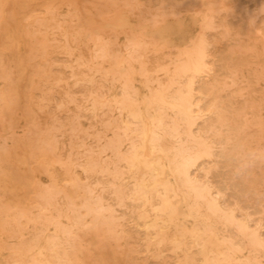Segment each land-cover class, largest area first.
I'll return each mask as SVG.
<instances>
[{"label": "bare ground", "instance_id": "bare-ground-1", "mask_svg": "<svg viewBox=\"0 0 264 264\" xmlns=\"http://www.w3.org/2000/svg\"><path fill=\"white\" fill-rule=\"evenodd\" d=\"M3 0H0V5L2 4L1 2H2ZM7 1V0H6ZM5 1V2H6ZM13 2H11V1H7V2H10L11 4H13L14 5V3L16 2H14V0H12ZM26 1V0H25ZM33 0H30V4H31V2H32ZM45 2L47 1L48 2V0H44ZM59 1V0H58ZM57 1V2H58ZM74 1H76V0H61V3L60 4H62V3H64V4H70V6L72 5L71 4V2H73V3H75ZM77 1H79V0H77ZM76 1V2H77ZM119 1V0H118ZM145 1V0H144ZM160 1V0H159ZM175 1V0H174ZM223 0H179V1H175V2H173V3H171V4H169V5H167V4H162V6H160V4H159V6H160V9H156V10H149V8L147 9V8H143V7H141L139 4H138V2H137V0H124L123 1V4H116V1H113V2H110L111 3V8H108V10H105V9H103L102 7L100 8V6L98 5V6H93V7H91V5H88V6H90L91 8H89V11H84L83 12V14L82 15H80L78 12L79 11H75L74 13H71L70 14V16H69V18H70V22H73V19L75 18V20H76V18H77V20H80V23L78 22L77 24H79L78 25V28H76V26H75V28L77 29H75V32L73 33V34H71V32L69 31V29H71V27L68 29V27L67 26H65V24H63V22L66 20L65 18V20L64 21H62L61 23L60 22H58L57 20H55V21H57V22H55V23H53V24H55V26L57 27V29H58V35L60 34L62 37H63V40H62V42L59 44V42L61 41V40H59V42L57 43V44H53V42H52V46H50V44L49 45H47L46 44V42H44V40L48 37L47 35V37L44 39V40H42V38H40V40L38 39V41L40 42V41H43L45 44H46V46H50V47H52L53 48V51L55 50V51H57V52H62V53H64L65 55H67V57H68V59H66V60H68V65H66V69L68 68L69 69V76H68V78L69 79H67L66 81H65V78H61L63 81H65L66 82V88H64V90L62 89V87L60 88V89H62V90H58V91H62L61 92V98H62V100H60L62 103H61V105L63 104V102H65V104H66V102H70V103H72V105H73V107L75 106V108H76V112H75V114H83L81 117H85L84 115H86V117L87 116H91V117H93L97 112H99L100 110L99 109H105V110H107L108 109V107H109V109L111 108V109H113L114 111H115V116H114V118H113V120L111 121H109V122H107V124L105 125V120H104V124L102 125L103 126V128H105L103 131L100 129V131L101 132H98V135L99 136H97L96 134H97V132L95 133V137H98V139L101 137V138H103V143H102V145H100V147L98 148V149H96V147L94 148V149H96V150H91V149H89L87 152L86 151H84L85 153L83 154H81V155H84L83 156V163H84V166H85V168L87 169L88 168V170L91 172V171H95V170H100L101 171V169L102 170H105V171H107V168H108V164L109 163H113L112 162V160L113 159H110V158H107V157H105V156H103V154L105 153V151L106 150H109L110 151V153H112L111 155H114L115 157L114 158H116V159H121V160H123L124 161V163H125V171L123 170V172H120V171H122V169H119L120 171L119 172H114V173H111V175L113 174V180L112 181H109L110 183L108 184V186L111 188V192L115 195L114 197H116V202H117V200L118 201H121V202H119V203H122V198H123V196H124V194L126 195L127 194V196H129V198H131V199H133V200H136L137 201V205H136V217L138 218V219H140L141 220V222H142V225L144 226V228H145V234H143L142 236H145V237H143V238H145L144 239V249L149 253V255H148V253H147V255L148 256H153V259L155 260V258H156V256H158V257H160V256H162L161 254H164V253H162L164 250L165 251H169V252H172V255L173 256H170V258H174L173 259V263L172 264H241V263H237V261H238V257H239V251H240V244H237L238 242L240 243V241L242 240L241 239V237L239 238V236H236V234H235V236L237 237V238H239L240 239V241H238V242H236V240H234V239H231L232 237H230V238H228V237H223V236H220V234H219V232L217 233V228H216V223L217 222H219V224H221L220 222H222V224L220 225V226H222L223 225V223L225 222V225H226V223H228V224H230V225H232L233 227H234V229H236L237 230V232H239V233H241L242 235H244V236H246V237H248V239H250L251 241H254V242H259V238L258 237H260L261 239H262V237L259 235H257L256 233L257 232H260L259 230L256 232V230L255 229H253L252 228V224H250V220H249V215L252 217V214H247L248 215V217L246 216V215H242L243 214V211H244V207H243V204H244V202H241L242 201V199H240L241 201H239V204L240 203H243L242 204V207L239 205V204H236V206L237 205H239L240 207H241V209H243V211H242V217L241 218H236V214H235V212H234V209L233 210H231V211H228L227 209V211L221 206V204L223 203V201H222V203H220L221 202V199H222V197H221V199H219V192H218V194L217 195H215L216 196V198H217V196H218V199L220 200V202L215 198V196L213 197L212 196V190L213 189H215V187L214 188H210V186H211V184H210V186H209V183L211 182H209L208 183V181L207 182H200L199 180V182L196 180V179H194V178H196L198 175H196V177H192L191 176V169L193 168V167H195V166H197L196 164H197V161H199V158H201L202 156H203V158H204V155L205 156H211V153L213 152V151H215L214 150V148H212V150H211V144H210V142H208V141H210V139L212 140V138H210L208 141L207 140H205V139H207L208 138V136L206 135V137L207 138H205V136H203V135H199V134H197V133H194L193 134V132H192V128H190V125H191V122H192V120H195V118H196V120H198L199 118H198V116H201L202 115V117H204L205 115L204 114H207V115H209V116H211V118H212V116H213V114L215 115V114H217V112H216V109H218V110H220V109H222V111L223 110H227L228 109V111L230 112V110H229V108H230V105H229V107L227 108V109H223V107L225 106H228V105H226L225 104V102L223 103L222 102V100L220 101V100H218L217 98H216V96L215 95H218L219 94V96H220V94H222V93H218L219 91H218V89L220 90L221 88H218L217 90L215 89V88H213V89H215V92L216 91H218L217 92V94H215V92H214V94H211L212 92H210V90L206 93L208 96L207 97H213L212 95H214V97H215V99L213 100H211V99H208V100H210V102H209V104H208V102L206 103V104H208V107L206 106L205 107V105L206 104H204L206 101H207V97L205 98V99H202L203 97H205V95H202L203 97L201 98V96H199L198 98L196 97V96H194L195 95V93H194V95H193V77L195 76V75H197V74H199V73H202V75L204 74L203 72H201V71H203V70H205V72L208 70V69H210V63H209V65H208V60H207V56L208 55H210L209 54V48H210V46H209V42H212V45L211 46H213L214 44H215V42H216V40L218 41V43H221L222 42V40H221V38H220V42H219V39L218 38H216L214 41L215 42H213V41H210L209 40V38L208 37H215L214 35H213V32L214 31H212L211 29H215L216 27L214 26V25H216L217 26V24H215V22L217 23V21H215V20H218V19H216L215 17L218 15L217 14V12L219 11V4H220V2H222ZM234 1V0H233ZM240 0H237V2H239ZM254 1V0H253ZM255 1H257V0H255ZM259 2H258V8H257V11H255V10H249V9H247V7H246V10L244 11L245 13H244V16L247 18V22L248 21H253V19H254V17H255V15L257 14V13H259L260 11H262L263 10V8H264V0H258ZM5 3V4H8V3ZM19 2V1H18ZM21 2V1H20ZM22 2H24L23 0H22ZM34 2H35V0H34ZM40 2H42V1H40ZM46 2V3H47ZM52 2V1H51ZM79 2H81V3H83V0H81V1H79ZM95 2V1H94ZM108 2H109V0H108ZM158 2V1H157ZM224 3L226 2L225 0L223 1ZM229 2H231L232 3V1H228L227 3H228V5H229ZM236 2V3H237ZM241 2V1H240ZM9 3V4H10ZM27 3V4H26ZM37 3H39V1L38 2H36V5H37ZM45 3V4H46ZM48 3H50V1L48 2ZM48 3H47V5H48ZM78 3V2H77ZM107 3V2H106ZM105 3V4H106ZM110 3H109V5H110ZM164 3H165V1H164ZM227 3H225V4H227ZM8 4V5H9ZM10 4V5H11ZM23 4H25L24 6V8H28V7H26V5H28L29 3H28V1L27 2H25V3H23ZM53 5H54V1H53V3H52ZM63 4V5H64ZM233 4H235V3H233ZM241 4V3H240ZM249 4V3H248ZM8 5H7V7H8ZM13 5H12V7H13ZM15 5H16V3H15ZM33 5V4H32ZM34 5H35V3H34ZM41 5H44V3H42ZM56 5V4H55ZM58 5H59V2H58ZM108 5V4H107ZM227 5V8H229L230 9V6L231 5H229L228 6ZM246 5V4H245ZM18 6H19V4H18ZM40 6V5H39ZM77 6V5H76ZM81 6V5H80ZM105 6V5H104ZM143 6V5H142ZM247 6V5H246ZM42 7V6H41ZM46 7V6H45ZM52 7L53 6H51V8L50 7H46V8H44V7H42V8H44L45 10H47L48 12L50 11V12H52V11H54V10H52ZM66 7H68L67 5H66ZM78 7H79V4H78ZM108 6H106V8H107ZM155 7V6H154ZM157 7V6H156ZM223 7V6H222ZM238 7H239V5H238ZM237 7V8H238ZM6 8V7H5ZM19 8L20 9H22V11H23V13H24V15H25V13H27L28 12V10H24V8H22V5H21V7L19 6ZM36 8V7H35ZM40 8V7H39ZM71 8V7H70ZM80 8V7H79ZM158 8V7H157ZM236 8V9H237ZM7 9H10V7H8ZM6 9V10H7ZM11 9H13V8H11ZM15 9H16V6H15ZM38 9V8H37ZM77 9V8H76ZM75 9V10H76ZM81 9V8H80ZM222 9V8H221ZM225 9V8H224ZM235 9V10H236ZM5 10V11H6ZM18 10V9H17ZM30 10V13L32 12L31 11V9H29ZM42 10V9H41ZM41 10H39V12H41ZM82 10V9H81ZM231 10V9H230ZM234 9L232 10V11H235ZM238 10H239V8H238ZM237 10V11H238ZM8 11H10V10H8ZM24 11H26V12H24ZM36 10L34 9V12H35ZM58 11V10H57ZM223 11V10H222ZM231 11V12H232ZM7 12V11H6ZM6 12L4 13V14H6ZM11 12V11H10ZM9 12V13H10ZM13 12V11H12ZM34 12H32V13H34ZM65 12H67V11H65ZM220 12H221V10H220ZM219 12V13H220ZM230 11L228 12V14L229 13H231ZM1 13V12H0ZM15 13V12H14ZM13 13V14H14ZM17 13H19V14H23V13H21V11H17ZM31 13V17H33L34 16V14H32ZM37 13H38V10H37ZM45 13V12H44ZM222 13H225L224 11L222 12ZM222 13H220V15L222 14ZM235 13V15L234 14H232V15H234V17L236 16V12H234ZM238 13V12H237ZM11 14V13H10ZM16 14V13H15ZM29 14V13H28ZM27 14V15H28ZM39 14V13H38ZM58 13H54V12H52L51 13V16L50 17H53V19H54V17L57 15ZM60 14H63V13H60ZM226 14H227V11H226ZM225 14V15H226ZM238 14H242V12L241 13H238ZM237 14V15H238ZM3 15V14H2ZM67 15V17H68V13L66 14ZM66 15H61L62 17H65ZM219 15V16H220ZM224 15V14H223ZM224 15V16H225ZM10 16H12V15H10ZM14 16H18L17 14L16 15H14ZM28 16H30V15H28ZM37 15H35L34 17H36ZM40 16H42V15H40ZM61 16H59V17H61ZM239 16V15H238ZM243 16V15H242ZM243 16V17H244ZM263 16V15H262ZM3 17H5L4 15H3ZM6 17H7V15H6ZM5 17V18H6ZM15 17V18H16ZM22 17V16H21ZM31 17H30V19H31ZM47 17H49V16H47ZM46 17V18H47ZM218 17V16H217ZM221 17V16H220ZM225 17H227V16H225ZM240 17V16H239ZM257 17V16H256ZM260 17V16H259ZM5 18H3V19H5ZM9 18V17H8ZM8 18H7V20L5 19V21L7 22V24H6V26H4L5 24H2V25H0V40L3 42V41H5L4 39H6V43L7 44H13V42L16 40V39H18L19 38V35L16 33V31L19 29H16L15 30V32H13V30L11 29L10 30V28H11V26H13V22L10 24V20H8ZM18 19H19V17H17ZM24 18V19H23ZM23 18H21V19H23V20H21V21H25V17H23ZM29 18V17H28ZM46 18H43V19H40V18H37L36 19V22L35 23H38L37 25H39V26H43L44 28H48V26H51V25H49L48 23H47V20H53V19H50V18H48L47 20H46ZM57 18V17H56ZM214 18H215V20H214ZM223 18V17H222ZM228 18V17H227ZM232 18V17H231ZM241 18V17H240ZM258 18V17H257ZM261 18V17H260ZM13 19V18H12ZM35 19V18H34ZM221 19V18H220ZM237 19V18H236ZM263 21H264V19L263 18H261ZM14 20V19H13ZM27 20V19H26ZM74 20V22H76ZM187 20L188 21H190V24H191V26H193V30L191 31V32H188V33H177V30H184V28L186 27V23H187ZM222 20V19H221ZM233 20V19H232ZM238 20H239V18H238ZM243 20V18H241V21ZM258 21H260L259 19H257ZM261 20V21H262ZM20 21V22H21ZM33 21H35V20H33ZM54 21V20H53ZM61 21V20H60ZM244 21V20H243ZM246 21H244V22H246ZM260 21V22H261ZM2 22H3V20H2ZM20 22H18V23H20ZM66 22V21H65ZM232 22V21H231ZM234 22L235 21H233V24H234ZM238 21L236 20V22H235V26H236V24H238L237 23ZM246 22V23H247ZM255 22V21H254ZM15 23V22H14ZM24 23H26V21L24 22ZM35 23H33V24H35ZM219 24H220V22H218ZM245 23V24H246ZM75 24V23H74ZM227 24V23H226ZM239 24H240V26H241V23L239 22ZM242 24H243V22H242ZM244 24V26L243 27H245L246 25ZM259 24H262L261 25V27L260 28H262V26H263V23H259ZM28 25L30 26V24L28 23ZM76 25V24H75ZM221 25L222 24H220V27H221ZM3 26V27H2ZM17 27H18V25H16ZM27 26V25H26ZM213 26L215 27V28H213ZM224 26V25H223ZM222 26V27H223ZM232 26V25H231ZM248 26H250V23H249V25ZM28 27V26H27ZM31 27H32V23H31ZM212 27V28H211ZM219 27V25L217 26V29H219L220 28ZM222 27H221V29H222ZM227 27V26H226ZM229 27V26H228ZM21 28V27H20ZM24 27H22V29H23ZM50 28H52L53 29V27H50ZM55 28V27H54ZM208 28H210V30H211V32H212V35L213 36H211V33H209L208 35H207V30H208ZM250 28V27H249ZM249 28H246V29H248V31L251 33V31L249 30ZM14 29V28H13ZM21 29V30H22ZM49 29V28H48ZM56 29V28H55ZM226 29V28H225ZM234 29V28H233ZM238 30V29H240V28H235V30ZM254 29V28H253ZM258 29V28H257ZM263 29V28H262ZM27 30H30V29H27L26 28V34H28V35H30L29 33L32 31V30H30V32L29 33H27L28 31ZM220 30V29H219ZM218 30V31H219ZM230 30H232L231 29V27H230ZM230 30H229V32H230ZM38 31V30H37ZM44 30L42 29V32H43ZM209 31V30H208ZM226 31V30H225ZM225 31H223V32H225ZM233 31V30H232ZM240 31V30H239ZM242 31V33H243V30H241ZM247 31V30H246ZM247 31V32H248ZM253 31V30H252ZM3 32H4V34H3ZM32 32H34V31H32ZM36 32V31H35ZM47 32H48V30H47ZM54 32V31H53ZM72 32H73V29H72ZM210 32V31H209ZM216 32H217V30H216ZM215 32V33H216ZM227 32H228V28H227ZM234 33H236L235 31H233ZM254 32H255V29H254ZM19 33V32H18ZM43 33H46V32H43ZM42 33V35L44 36L45 34H43ZM250 33L249 34H247V35H250ZM261 32H259V34H260ZM50 34H54V33H50ZM49 34V35H50ZM223 34V33H222ZM222 34H220V36H222ZM225 34H226V32H225ZM229 34V33H228ZM239 34V33H238ZM244 34H245V32H244ZM253 34V33H252ZM256 34V33H255ZM37 35V36H36ZM35 36H36V38L38 37L39 38V36H41V37H43L41 34L38 36V34H36ZM234 35V34H233ZM236 35H237V33H236ZM241 35H243V34H241ZM240 35V36H241ZM30 36H32V35H30ZM30 36H28V39L30 38ZM34 36V37H35ZM219 36V35H218ZM224 34H223V39H225L224 38ZM251 37H252V35H250ZM255 36V35H254ZM45 37V36H44ZM43 37V38H44ZM226 37V36H225ZM238 37H239V35H238ZM244 37V36H243ZM250 37V38H251ZM257 37H260V35L259 36H256L255 37V40H256V38ZM23 39H24V37H22ZM50 38H52V41L54 40L53 39V37H52V35H51V37ZM56 38V37H55ZM229 38V40H230V38L231 37H228ZM233 38V37H232ZM235 38H237V36L235 37ZM245 38V37H244ZM247 38H249V37H247ZM254 38V37H253ZM260 38H262V37H260ZM31 39V38H30ZM29 39V40H30ZM49 39V38H48ZM238 39V41H239V38H237ZM242 39V38H241ZM246 39V38H245ZM245 39H243V43H244V40ZM212 40V39H211ZM227 40V39H226ZM262 40V39H261ZM47 41V40H46ZM58 41V40H57ZM56 41V42H57ZM235 41V44H236V40H234ZM263 41V40H262ZM4 42V43H5ZM19 42H21V41H19ZM32 42H35V41H32ZM224 42H225V40H224ZM228 42V41H227ZM230 43H231V41H229ZM228 42V44H230ZM246 42H247V39H246ZM245 42V43H246ZM248 42H251V40H249ZM247 42V43H248ZM254 43H255V41H253ZM260 42V41H259ZM26 43V42H25ZM42 43V42H41ZM214 43V44H213ZM242 43V45H244ZM39 44V43H38ZM45 44H42V45H44V47H45ZM226 45H227V43H225ZM232 44H233V42H232ZM237 44L239 45V42H237ZM6 45V44H5ZM14 45V44H13ZM40 45V44H39ZM216 45H217V43H216ZM253 44L251 43V46H252ZM256 44H254V46H255ZM259 45H261V44H259ZM2 46V45H1ZM18 46V45H17ZM29 46V45H28ZM31 46V45H30ZM85 46H87L86 48H89V52H88V55H84L85 53H87L86 51H85V53H83L82 52V49L83 48H85ZM215 46V45H214ZM211 47L210 49H212V48H215V47ZM223 46V45H222ZM233 46H235V45H233ZM237 46V45H236ZM2 47H4V45L2 46ZM12 47H14L15 48V46H12ZM24 47V46H23ZM37 46H35L34 48H36ZM40 47H41V45H40ZM44 47H41V48H36V50L37 49H42V50H37V51H43V49H45ZM49 47V49H48V52H50L51 50V48ZM238 47V46H237ZM247 47V44H246V46H245V48ZM250 47V46H249ZM5 48V47H4ZM4 48H1L2 50L4 49ZM6 48H7V46H6ZM30 48V47H29ZM29 48H28V50H29ZM34 48H33V50H34ZM224 48V47H223ZM243 48V47H242ZM241 48V49H242ZM252 48H254L253 46H252ZM252 48H250V49H252ZM256 48H258L257 46H256ZM18 48L16 47V50H17ZM22 49V48H21ZM31 49H32V47H31ZM216 49V48H215ZM219 49V48H218ZM221 49V48H220ZM227 49H229L228 47H227ZM240 49V48H239ZM240 49V50H241ZM248 49V48H247ZM246 49V50H247ZM249 49V50H250ZM10 50V49H9ZM8 50V51H9ZM50 50V51H49ZM86 50H88V49H86ZM225 50V49H224ZM245 49H244V51H246ZM248 50V51H249ZM253 50V49H252ZM255 50V49H254ZM257 50V49H256ZM4 51H6L7 52V50L6 49H4ZM45 51H46V49L44 50V53H45ZM53 51H51V52H53ZM229 51H230V49H229ZM232 51V50H231ZM260 51V50H259ZM262 51L263 50H261V53H262ZM6 52L4 53V54H6ZM17 52V51H16ZM21 52L22 51H20L19 53H20V55H21ZM40 52V53H41ZM154 52H156L157 54H152V53H154ZM225 52V51H224ZM227 52V51H226ZM247 52V51H246ZM31 53V52H30ZM38 53V52H37ZM37 53H34V54H37ZM39 53V54H40ZM212 53V52H211ZM217 53V52H216ZM229 53V52H228ZM238 53V52H237ZM245 53V52H244ZM248 53V52H247ZM258 53H260V52H258ZM260 53V54H261ZM4 54H0V55H4ZM10 54V53H9ZM25 54V53H24ZM31 54H33V52L31 53ZM37 55V58L38 57H40V55ZM46 54V53H45ZM58 54V53H57ZM152 54V55H151ZM239 54V53H238ZM241 54V53H240ZM253 54H255V52L253 53ZM51 55V54H50ZM53 55V54H52ZM58 55H60V54H58ZM167 55H169V56H172V58H171V61L173 60V58H174V60L176 61H174L175 62V64H174V68L173 69H170V70H172V72H171V74H168V79H167V81L165 82V81H160V79L157 77V75H156V72L158 71V70H161V71H163V70H165L166 68H164L163 70H162V68L165 66V65H163V67H162V65H160L161 64V62L158 60V56H164V57H166ZM215 55V54H214ZM213 55V56H214ZM242 55V54H241ZM248 55V57L251 55V54H247ZM262 55V54H261ZM261 55H259L258 54V56H261ZM4 56H6V57H8L9 58V56L6 54V55H4ZM12 55L10 54V57H11ZM18 56H19V54H18ZM27 55H25V57H26ZM28 56H29V54H28ZM36 56V55H35ZM44 56V55H43ZM46 56H47V54H46ZM210 56H212V54L210 55ZM243 56V55H242ZM246 56V55H245ZM252 57H256L255 55H251ZM250 56V57H251ZM31 57V56H30ZM163 57V58H164ZM239 57V56H238ZM248 57H246V59L248 58ZM15 58V57H14ZM14 58H13V60H14ZM27 58V57H26ZM36 58V57H35ZM45 58V57H44ZM44 58H42V60H45ZM47 58V57H46ZM51 58V57H50ZM50 58H48L47 60L49 61L50 60ZM60 58V57H59ZM62 58H63V55H62ZM242 58V57H241ZM261 58V57H260ZM259 58V59H260ZM10 59V58H9ZM8 59V60H9ZM24 58H15V63H16V66H17V68H18V70H20V69H22V67L23 66H25V64H26V61H25V63L24 64H22L23 63V60ZM28 59V58H27ZM39 59H41V58H39ZM170 59V58H169ZM243 59H245V58H242L241 60H243ZM259 59H258V61H259ZM2 60V59H1ZM11 60V59H10ZM33 60H36V59H33ZM62 60V59H61ZM64 60H65V58H64ZM63 60V61H64ZM254 60H255V58H254ZM254 60H250V61H252V62H254ZM63 61H62V63H63ZM167 63H165V64H167L166 65V67L168 66V65H170V64H168V56H167ZM238 61V60H237ZM237 61H235L236 63L235 64H240V65H238V66H240V67H242L243 65H242V63H237ZM247 61V60H246ZM255 61H257V57H256V60ZM11 62V61H10ZM33 62V61H32ZM45 62V61H44ZM213 62V61H212ZM211 62V63H212ZM215 62V61H214ZM220 62H222V60L220 61ZM239 62H241V61H239ZM243 62V61H242ZM244 62H245V60H244ZM243 62V63H244ZM248 62H249V60H248ZM248 62H246V63H248ZM251 62V63H252ZM2 63H3V61H2ZM29 63V62H28ZM59 63H61V62H59ZM251 63H249L250 65H251ZM258 63V62H257ZM256 63V64H257ZM41 65H42V63H40ZM55 64V63H54ZM57 64V63H56ZM66 64H67V62H66ZM245 64V63H244ZM248 64V65H249ZM6 65V64H5ZM9 65V64H8ZM39 65V64H38ZM47 65V64H46ZM65 65V64H64ZM242 65V66H241ZM252 65H255V64H253L252 63ZM252 65H251V67H252ZM260 65H261V60H260ZM260 65H258V66H260ZM29 66H31L30 65V63H29V65H28V67ZM40 66V65H39ZM39 66H37V67H39ZM67 66H69V67H67ZM233 66V65H232ZM231 66V67H232ZM246 66H247V64H246ZM258 66L256 67V68H254V66H253V70H257V68H258ZM263 66H264V64H263ZM34 67V66H33ZM33 67H31V69L33 68ZM41 67H43V66H41ZM212 67L214 68V66L212 65ZM211 67V68H212ZM223 67V66H222ZM225 67V66H224ZM230 67V68H231ZM236 67H237V65H236ZM240 67H239V69H240ZM262 67V65L259 67V69ZM4 68V67H3ZM9 68V67H8ZM12 68V67H11ZM48 68H50V64H49V67ZM60 68V67H59ZM212 68V71H210V76L212 75L213 77L214 76H216V75H214L213 74V69ZM227 68V67H226ZM229 68V67H228ZM234 68H235V65H234ZM247 68V67H246ZM263 68V67H262ZM14 69H15V67H14ZM24 69H25V67H23V71H24ZM26 69H27V66H26ZM34 69V68H33ZM39 69H41L40 67H39ZM53 69V68H52ZM239 69H237V70H239ZM35 70H36V68H35ZM35 70H32V71H34L35 73H39V76H41V75H43V77H44V75L47 73V71H49V69H47V70H45V67H44V70H42L43 72H39V71H35ZM51 70V69H50ZM54 70H56V69H54ZM59 70H61V68L59 69ZM59 70H56L57 72L56 73H60V71ZM170 70H169V73H170ZM221 70V69H220ZM220 70H219V73H220ZM232 70H236V69H233V67H232ZM240 70H242V69H240ZM245 70V69H244ZM262 70H264V69H262ZM16 71H17V69H16ZM59 71V72H58ZM62 71V70H61ZM66 71V70H65ZM64 71V72H65ZM223 71V70H222ZM248 71V70H247ZM51 72H52V70H51ZM159 72V71H158ZM164 72V71H163ZM211 72H212V74H211ZM218 72V71H217ZM227 72V71H226ZM229 72V71H228ZM234 72V71H233ZM242 72V71H241ZM246 72V71H245ZM259 72H260V70H259ZM16 73V72H15ZM14 73V74H15ZM18 73H20V72H18ZM17 73V74H18ZM167 73H168V71H167ZM166 73V74H167ZM249 73V72H248ZM253 73V72H252ZM258 73V72H257ZM262 72H260V73H258V76L260 77V76H263V75H260ZM263 73H264V71H263ZM61 74V73H60ZM65 74V73H64ZM205 74H207L208 75V77H209V74H208V72L207 73H205ZM204 74V75H205ZM235 74H238L236 71H235ZM254 74V73H253ZM0 75L1 76H4V75H6V73L4 72V70H1L0 69ZM22 75H24L23 73H22ZM21 75V76H22ZM36 75V74H35ZM52 75V74H51ZM50 75V76H51ZM54 75V74H53ZM59 75V74H58ZM62 75L63 74H61V77H62ZM227 75V74H226ZM233 75H234V73H233ZM233 75H232V77H233ZM247 75V76H246ZM246 77H249L250 76V74H249V76H248V74L246 73ZM19 76V75H18ZM65 76V75H64ZM63 76V77H64ZM67 76V75H66ZM164 76H165V73H164ZM212 76H211V78H212ZM224 76V75H223ZM222 76V77H223ZM235 76H240L239 74L238 75H235ZM257 76V75H256ZM11 77V76H10ZM56 77H58V76H56ZM160 77V76H159ZM163 77V76H162ZM183 77H186V78H183ZM227 76H224V78H226ZM230 75H229V80H231V82L230 83H232V81H235V79H237V78H240L239 79V81L243 84V82H242V80H241V77H235V79H233V78H231L230 79ZM244 77V76H243ZM242 77V78H243ZM18 78V77H17ZM35 78V77H34ZM39 78V77H38ZM38 78H35V79H38ZM41 78V77H40ZM51 79H53V77H50ZM182 78L183 79H185L186 80V86H183V87H185V89H180V87L179 86H181V85H179V84H181V82L182 81H185V80H182ZM195 78V77H194ZM203 79L205 78V77H202ZM218 78H219V76H218ZM217 78V79H218ZM221 78V77H220ZM43 79H45V78H43ZM49 79V78H48ZM56 80L58 79V78H55ZM54 79V80H55ZM213 79H215V78H212V79H210V80H213ZM245 79V78H244ZM260 79V78H259ZM262 79H264V77L262 78ZM17 80H19V78L17 79ZM38 80H40V79H38ZM45 80H47V78L45 79ZM53 80V83L55 82ZM58 80H60V78L58 79ZM57 80V81H58ZM201 79H200V76H199V81H200ZM205 80V79H204ZM207 78H206V83H208L207 82ZM216 80V79H215ZM215 80H213V81H211V82H213L214 83V81ZM2 81V80H1ZM12 81V80H11ZM11 81H9L8 83L9 84H11V85H13V86H11V85H9L10 87H14V85L15 84H12L11 83ZM14 81V80H13ZM16 81V80H15ZM25 81V80H24ZM29 81V80H28ZM44 81V80H43ZM48 81V80H47ZM56 81V82H57ZM61 81V80H60ZM102 81H104V83H102ZM209 81V80H208ZM222 81V80H221ZM237 81H238V79H237ZM237 81H235V82H237ZM243 81H245L246 82V79L245 80H243ZM248 81H249V78H248ZM259 81H262L261 79L259 80ZM6 82H7V80H6ZM46 82V81H45ZM44 82V83H45ZM52 82V81H51ZM55 82V83H56ZM197 82V81H196ZM216 82L217 83H219V85H220V82H218L217 80H216ZM224 82V81H223ZM235 82H233L234 83V85H235ZM244 82V83H245ZM251 82V81H250ZM2 83H3V81H2ZM42 83V82H41ZM47 83H49V82H47ZM60 83V82H59ZM195 83V82H194ZM205 83V82H204ZM222 83V82H221ZM232 83V84H233ZM241 83H240V85H241ZM256 84L258 83V81H256L255 82ZM262 83V82H261ZM62 84V83H61ZM174 84H176L177 85V87H175L173 90H171V87L174 85ZM183 84V83H182ZM196 84V83H195ZM223 84V83H222ZM246 84L248 85V84H250V83H247L246 82ZM252 84V83H251ZM256 84H252V86H255ZM20 85V84H19ZM53 85V84H52ZM179 85V86H178ZM183 85H185V84H183ZM207 85V84H206ZM210 85V84H209ZM212 85V84H211ZM216 85V84H215ZM214 85V86H215ZM223 85H225V84H223ZM223 85L221 86L220 85V87H222L223 88ZM238 84L236 83V87H238L237 86ZM246 85V86H247ZM262 85H263V83H262ZM1 86V85H0ZM6 86H8V85H6ZM18 86V85H17ZM22 86V85H21ZM20 86V87H21ZM54 86V85H53ZM77 86H83V87H85V88H87L86 89V92L83 94L82 92V97L80 98V99H78L77 97H78V95H76L74 92H76V90L77 89H79V87L78 88H76L75 89V87H77ZM217 86V85H216ZM227 86V85H226ZM233 86V85H232ZM245 86V85H244ZM249 86V85H248ZM247 86V87H248ZM258 86V85H257ZM24 87V86H23ZM34 87V86H33ZM51 87V86H50ZM103 87H105L104 89H103ZM205 88L207 87H209V86H204ZM211 88L213 87V86H210ZM209 87V88H210ZM219 87V86H218ZM228 87V89L231 87V86H227ZM235 86H233L232 87V89L234 88ZM236 87H235V90H233L235 93L237 92L236 91ZM246 87V90H248V88ZM259 87V86H258ZM261 87H263V86H261ZM4 88H6V87H4ZM3 88V90H5ZM9 88V87H8ZM16 88V87H15ZM54 88V87H53ZM58 88V87H57ZM56 88V89H57ZM84 88V89H85ZM195 88V87H194ZM206 88V89H207ZM224 88L227 90V88L224 86ZM223 88V89H224ZM242 88V90L244 89L243 87H241ZM253 88H256V87H253ZM264 88V87H263ZM263 88L261 89V88H259V89H261V90H263ZM231 88H230V91H226V90H224L225 92L223 93V94H225L226 92H229L230 94H231V90H232ZM250 89H252L251 88V85H250ZM3 90H1L0 89V91H3ZM8 90V89H7ZM11 90V89H10ZM18 90V89H17ZM34 90V89H33ZM53 90V89H52ZM212 90V89H211ZM222 90V89H221ZM237 90H238V88H237ZM254 90V89H253ZM259 93L261 92V91H259L258 89H256ZM24 91V90H23ZM45 91V90H44ZM48 91H49V89H48ZM239 91H241L240 90V87H239ZM255 91V90H254ZM264 91V90H263ZM263 91H262V95L264 94L263 93ZM18 92H19V90H18ZM39 92H42V91H39ZM47 92V91H46ZM51 92V91H50ZM195 92H197V91H195ZM210 92V94H211V96H209V93ZM221 92H223V91H221ZM234 92H232V94L234 93ZM245 92H248V91H244V93ZM249 92H250V90H249ZM248 92V93H249ZM253 92V91H252ZM251 92V93H252ZM257 92V93H258ZM12 93H14V95H15V97L17 96V91H16V89H14V90H12ZM21 93V92H20ZM31 92H29V93H27L28 94V96H30L31 94H30ZM33 93V92H32ZM76 93H80V92H76ZM200 93V92H199ZM198 93V94H199ZM235 93H234V96H236L235 95ZM239 94H240V92H238ZM253 93H256V92H253ZM251 94V95H253L254 96V94ZM25 94V93H24ZM49 94V93H48ZM55 94V93H54ZM58 94V93H57ZM75 94V95H74ZM237 94V93H236ZM200 95V94H199ZM229 95V94H228ZM238 95V94H237ZM241 95V94H240ZM246 96H249V98H250V95H247V93L245 94ZM12 96V95H11ZM21 96H22V94H21ZM35 96V95H34ZM58 96H60V95H58ZM80 96V95H79ZM222 96V95H221ZM225 96V95H224ZM244 95H241V99H242V101H244V102H242V103H244L245 104V102H248V101H246V100H243V99H245L244 97H243ZM245 96V97H246ZM252 96V97H253ZM11 98L10 96H9V94H7V93H5V91L4 92H0V102H1V108H0V111H6V110H9L11 107L12 108H14L13 107V105L17 102L16 101V98ZM32 97V96H31ZM31 97H29V98H31ZM55 97V96H54ZM218 97V96H217ZM227 97H230V99H231V97H232V95H229V96H227ZM243 97V98H242ZM251 97V98H252ZM254 97H256V95L254 96ZM264 97V96H263ZM263 97H261V98H259L258 97V95H257V100L259 101V99H261L260 101H259V103H261V101H263L264 99H263ZM20 98V97H19ZM28 98V97H27ZM26 98V99H27ZM53 98V97H52ZM58 97H56V99H57ZM219 98H221V97H219ZM233 98H235V97H232V99ZM237 98H239L238 96H237ZM247 98V97H246ZM259 98V99H258ZM36 99H39V98H36ZM55 99V100H56ZM216 99H217V102H216ZM229 99V101H227L228 99H226V103L228 102V104L230 103V104H232V102L234 101V99H233V101L231 102V100ZM240 99V100H241ZM44 100V99H43ZM42 100V101H43ZM48 100H50V99H48ZM54 100V101H55ZM199 100H201V101H204L205 100V102H202L201 104H202V106L201 105H199ZM252 100V99H251ZM250 100V101H251ZM253 100H254V98H253ZM256 99L254 100V102L255 101H257ZM40 101H41V99H40ZM218 101H220V103H223L222 105H224L222 108H220V107H218L217 108V103H218ZM236 102H239V101H237V100H235ZM257 101V102H258ZM28 102H30V101H28ZM38 102V101H37ZM56 102H57V100H56ZM252 102V101H251ZM253 102V103H254ZM257 102H255V104L257 103ZM31 103H33V102H31ZM54 103V102H53ZM241 103V104H242ZM250 103V102H249ZM17 104V103H16ZM28 104V103H27ZM46 104V103H45ZM51 104V103H50ZM67 104H69V103H67ZM235 104V103H234ZM233 104V105H234ZM240 104V106L242 107V105ZM248 104V103H247ZM263 104V103H262ZM29 106H30V104H28ZM27 105V106H28ZM44 105V104H43ZM47 105V104H46ZM57 105H59L58 103H57ZM57 105H56V107H57ZM61 105H59V106H61ZM203 105H204V107H203ZM238 105V104H237ZM246 105V104H245ZM264 105V104H263ZM16 106V105H15ZM33 106V105H32ZM38 106H39V104H38ZM59 106H58V108L57 109H59ZM105 106H107V108H103V107H105ZM248 106H249V104H248ZM250 106H252V103H251V105ZM249 106V107H250ZM257 106V105H256ZM255 106V107H256ZM19 109H20V107L19 106H17ZM31 107V106H30ZM29 107V108H30ZM47 107V106H46ZM231 107H233V106H231ZM247 107V106H246ZM245 107V108H246ZM252 107H254V106H252ZM252 107H250V109L252 108ZM258 108H261L260 106H259V104H258V106H257ZM264 106H262V108H263ZM41 108V107H40ZM42 108H45V107H42ZM51 108H53V106H51ZM63 108V107H62ZM67 108V107H66ZM248 108V107H247ZM246 108V109H247ZM15 109H16V107L13 109V111L15 112ZM18 109V110H19ZM38 110H39V107L37 108ZM54 109V108H53ZM61 109V108H60ZM64 109V108H63ZM108 109V110H109ZM110 109V110H111ZM231 109V108H230ZM234 109V108H233ZM245 109V111H248L249 110V108H248V110H246ZM253 109V108H252ZM47 110V109H46ZM50 109H48V111H49ZM56 110V109H55ZM54 110V111H55ZM71 109L69 108V110L68 111H70ZM74 110V109H73ZM99 110V111H98ZM107 110V111H108ZM110 110H109V113H110ZM243 110V109H242ZM254 110V109H253ZM260 109H258V112H259V114L258 115H262V114H260V111L262 110H260ZM263 110H264V108H263ZM17 111V110H16ZM64 111V110H63ZM75 111V110H74ZM222 111H220V113L222 114ZM241 111V110H240ZM13 112V113H14ZM53 112V111H52ZM52 112L51 113H49V115L50 114H52ZM59 113L61 112L60 110L58 111ZM251 112H252V110H251ZM255 112V111H254ZM256 112H257V109H256ZM255 112V113H256ZM10 113H11V111H10ZM18 113H19V111H18ZM45 113V112H44ZM47 113V114H48ZM67 113V112H66ZM71 113H73V111L71 112ZM100 113H103L102 111L100 112ZM105 113L107 114V112L105 111ZM231 113H232V111H231ZM245 113H248V114H250L249 113V111L248 112H245ZM244 113V114H245ZM2 114V113H1ZM5 114V113H4ZM7 114V113H6ZM58 114V113H57ZM68 114H70V112L68 113ZM227 114H228V112H227ZM225 115V114H222V115H225V116H223V117H225V119L228 117L229 119H230V117H231V119L233 118H237V117H232V115L229 117L228 115ZM233 114V113H232ZM235 114H236V112H235ZM253 112L251 113V115H248V116H252L253 117ZM57 116L56 114H53V116ZM58 115H60V114H58ZM62 115V114H61ZM98 115V114H97ZM96 115V116H97ZM100 115V114H99ZM111 115V114H110ZM204 115V116H203ZM218 115V114H217ZM217 115H215V116H217ZM222 115H221V118H223L222 117ZM234 115V114H233ZM257 115V114H256ZM2 116H4V118H6V116L7 115H3L2 114ZM9 116V115H8ZM19 116V115H18ZM66 116V115H65ZM65 116H64V119H65ZM76 116V115H75ZM104 116V115H103ZM107 116H108V114H107ZM106 116V117H107ZM113 116V115H112ZM208 116V117H209ZM235 116V115H234ZM255 116V115H254ZM1 117V116H0ZM48 117V116H47ZM63 117V116H62ZM67 117V116H66ZM69 117H71V115L69 116L68 115V118ZM90 117V118H91ZM16 118H17V116H16ZM20 118V117H19ZM52 118H54V120L56 121V118L55 117H52ZM58 118H60V117H58ZM73 118H74V115H73ZM89 118V119H90ZM99 118V117H98ZM102 118V117H101ZM101 118H100V120H101ZM198 118V119H197ZM205 118H207V117H205ZM204 118V120H206V121H204L203 120V123L204 122H207L209 119H210V117H209V119L207 120V119H205ZM244 118V117H243ZM251 118V117H250ZM257 118H259L258 116L257 117H255V119H257ZM3 119V118H2ZM1 118H0V121L2 120ZM7 119V118H6ZM9 119H10V116H9ZM12 119V118H11ZM18 119V118H17ZM67 119V118H66ZM76 119H77V116H76ZM78 119H80V118H78ZM86 119V118H85ZM95 119H97V118H95ZM95 119H93L94 121H95ZM103 119V118H102ZM104 119H106L105 117H104ZM110 119H112V117L110 118ZM213 119H214V116H213ZM215 119L217 120L218 118L217 117H215ZM224 119V120H225ZM260 119V118H259ZM259 119H257V121L259 120ZM36 120H38V119H36ZM36 120H33V121H36ZM62 120V119H61ZM61 120H59L60 122H61ZM71 121H72V118L70 119ZM69 120V121H70ZM211 120V119H210ZM216 120L214 121L213 120V122H216ZM221 120V119H220ZM238 120V119H237ZM263 120V118L262 119H260V121H262ZM4 121V120H3ZM2 121V122H3ZM10 121V120H9ZM14 121L16 122V120H15V116H14ZM44 121V120H43ZM57 121H58V119H57ZM56 121V123H58ZM65 121V123H67L68 121H66V120H64ZM86 121H88V118H87V120ZM90 121V120H89ZM97 121H99V119L97 120ZM106 121H108V120H106ZM236 121V120H235ZM243 121H244V119H243ZM257 121H254L255 122V124L257 123ZM4 122H7V121H4ZM10 122H12V121H10ZM18 122H19V120H18ZM53 122V121H52ZM59 122V123H60ZM74 122V121H73ZM96 122V121H95ZM194 122H196V121H194ZM193 122V123H194ZM199 122V121H198ZM201 122V121H200ZM208 122H210V121H208ZM212 122V121H211ZM213 122L211 123V124H213ZM225 122H229V121H227V120H225L224 122H223V124L225 123ZM231 122H232V120H231ZM239 122V121H238ZM263 122V121H262ZM58 123V124H59ZM69 123V122H68ZM76 123V122H75ZM91 123H92V121H91ZM99 123V122H98ZM197 123V122H196ZM202 123V122H201ZM222 123V120L221 121H219V124H221ZM233 123V122H232ZM242 123H245V122H242ZM8 124H10V123H8ZM21 124H22V122H21ZM48 123L46 122V125H47ZM60 124H62V122L60 123ZM60 124H59V127H60ZM74 124V123H73ZM94 124V123H93ZM101 124V123H100ZM198 124V123H197ZM205 124V123H204ZM207 124V123H206ZM217 124H218V122H217ZM218 124V125H219ZM222 124V125H223ZM234 124V123H233ZM253 124V123H252ZM252 124H249V125H252ZM254 124V125H255ZM262 124V123H261ZM6 125H7V123H6ZM6 125H5V127H6ZM13 125H14V123H13ZM17 125V124H16ZM45 125V124H44ZM49 125V124H48ZM51 126H52V123L50 124ZM49 125V126H50ZM54 125V124H53ZM63 125H64V123H63ZM69 125V124H68ZM66 126V125H64V128H65V126L67 127V131L69 132V136H70V134H73V136H76V135H74V134H76V133H78L77 131H76V129L74 128V125L72 126L71 124L69 125V126ZM88 125V124H87ZM194 125H196L195 123H194ZM193 125V126H194ZM199 125V124H198ZM215 125H216V123H215ZM225 125H226V123H225ZM223 126V127H226V126ZM260 125V124H259ZM23 126V125H22ZM57 126V125H56ZM56 126L55 127H53V128H55V130H56ZM62 126V125H61ZM76 126V125H75ZM85 126V125H84ZM83 126V127H84ZM89 127H90V125H88ZM96 126V125H95ZM94 126V127H95ZM192 126V125H191ZM200 126V125H199ZM201 126H202V124H201ZM207 126V125H206ZM247 126V125H246ZM258 125H256V127H257ZM7 127H8V130H10L11 128H9L10 126H8L7 125ZM13 127V126H12ZM14 127H17V126H14ZM19 127V126H18ZM46 127H48V126H46ZM77 127V126H76ZM91 127H92V125H91ZM94 127H92V128H94ZM99 127H101V126H99ZM196 127H197V125H196ZM195 127V129H197ZM203 127V126H202ZM214 127V124H213V126H212V128ZM216 127V128H215ZM212 130H219V128H221L222 126H220L219 128L217 127V125L215 126ZM232 127V126H231ZM252 127H254V126H252ZM261 127V126H260ZM1 128H2V126H1ZM30 126H29V130H30ZM33 128V127H32ZM37 128V127H36ZM49 128V127H48ZM58 128V127H57ZM60 128H62V127H60ZM63 128V129H64ZM80 128V127H79ZM86 128H87V126H86ZM102 128V127H101ZM102 128V129H103ZM201 128V127H200ZM200 128H198V129H200ZM211 128V127H210ZM209 128V129H210ZM241 128H243V124H242V127ZM249 128H251V127H249ZM13 129V128H12ZM15 129V128H14ZM18 129H20V128H17V130ZM78 129V128H77ZM87 129H89V128H87ZM87 129H85V130H87ZM197 129V131L196 132H199L200 130H198ZM203 129V128H202ZM205 129H206V127H205ZM247 129H248V126H247ZM256 129V128H255ZM259 129V128H258ZM21 130V129H20ZM54 130V131H55ZM59 130H61V129H59ZM65 130V129H64ZM84 130V131H85ZM92 130V129H91ZM96 130V129H95ZM217 130V133H219L220 132V130L218 131ZM225 130H226V128H225ZM245 130V129H244ZM31 131V130H30ZM29 131V132H30ZM53 131V130H52ZM52 131L51 130H49V129H43V128H40V129H36L35 131H34V134L31 136V137H29V139L26 141V143H24L25 144V146L24 147H26V144H27V146H32V145H35V142L38 144V146H40L42 149H43V151L46 153V154H43L42 153V151H40V153H42L43 155H45V156H42L43 158L44 157H46L47 156V153L48 154H52L50 151L49 152H47V150L48 149H50V148H52V144L54 143V139H56V138H54V136H55V134L57 133V132H59V131H57V132H55L54 134L52 133ZM53 131V132H54ZM62 131V130H61ZM89 131H90V129H89ZM97 131H99V130H97ZM129 131H131V132H133V134H134V132H135V134H136V136H137V140H129V137H128V132ZM204 130H202V132H203ZM208 131H211V130H208ZM251 131H253V130H249V132H251ZM26 132V129L24 130V133ZM33 132V131H32ZM131 132H129L130 134H131ZM214 132V131H213ZM222 132H223V130H222ZM225 132V131H224ZM14 133V132H13ZM60 133V132H59ZM62 133V132H61ZM60 133V134H61ZM64 133V132H63ZM200 134H201V132H199ZM204 133V132H203ZM209 133V132H208ZM212 133V132H211ZM237 133H238V131H237ZM259 133H260V129H259ZM8 134V136H9V133H7ZM22 133H20V135H21ZM28 134V133H27ZM86 134V133H85ZM205 134V133H204ZM214 134V133H213ZM224 134V133H223ZM228 134H230V133H228ZM228 134H226V135H228ZM234 134H236V133H234ZM6 135V134H5ZM10 135H12V136H14L15 137V135L14 134H10ZM17 135H19L18 133H17ZM30 135V134H29ZM78 135H80L79 133L77 134V136ZM83 135V134H82ZM82 135H81V137H82ZM94 134H92V136H93ZM216 135V134H215ZM220 135V134H219ZM231 135H233V134H231ZM240 135V134H239ZM60 136V135H59ZM62 136V135H61ZM66 136V135H65ZM64 136V137H65ZM91 136V137H92ZM205 138H203V137ZM217 136H218V134H217ZM221 136H223L222 134H221ZM229 136V135H228ZM228 136H227V139L226 140H230V139H228ZM245 136V135H244ZM251 136V135H250ZM1 137V136H0ZM2 137H4V136H2ZM56 137V136H55ZM68 137V136H67ZM80 137V138H81ZM90 137V136H89ZM90 137V138H91ZM211 137H213V135L211 136ZM215 137V136H214ZM236 137V136H235ZM260 137V136H259ZM259 137L257 138V139H259ZM10 138V137H9ZM21 138H23V136L21 135ZM62 138H63V136H62ZM69 138V137H68ZM67 138V139H68ZM70 138H71V136H70ZM73 139L74 141H75V143L77 144V145H79V147H80V144H83L84 142H86L85 140H84V142L82 141V139ZM88 138V137H87ZM224 138V137H223ZM225 138H226V136H225ZM233 138V137H232ZM5 139H7V138H5ZM4 139V140H5ZM16 139H17V137H16ZM24 139V138H23ZM23 139H22V141H23ZM95 139V138H94ZM93 139V140H94ZM97 139V138H96ZM98 139L97 140H95L96 142L98 141ZM133 139V138H132ZM136 139V138H135ZM215 139V138H214ZM234 139V138H233ZM261 139V138H260ZM0 140H2L1 138H0ZM59 140H62V139H59ZM72 140V141H73ZM7 141H8V139H7ZM10 141H11V138H10ZM58 141V140H57ZM63 141V140H62ZM64 141H66V140H64ZM92 141V140H91ZM100 141V140H99ZM216 141V140H215ZM219 141H220V139H219ZM224 141V140H223ZM232 141V139L229 141V142H231ZM239 140H236V142H238ZM248 141V140H247ZM2 141H0V143H1ZM5 141H3V143H4ZM9 142V141H8ZM13 141H11V143H12ZM15 142V141H14ZM55 142H56V140H55ZM61 142V141H60ZM89 142V141H88ZM233 142V141H232ZM235 142V141H234ZM233 142V143H234ZM249 143H250V145H248V147H250L251 146V148L253 147V145H251V144H255V143H251L252 142V140H250V141H248ZM22 143V144H23ZM57 143V142H56ZM62 143V142H61ZM64 143V142H63ZM70 143H72V142H69L68 141V147L70 146L69 144ZM74 143V146L73 147H76V144ZM90 143V142H89ZM95 143V142H94ZM222 143H224V142H222ZM226 143H228V142H226ZM246 143V142H245ZM264 143V142H263ZM5 144V143H4ZM3 144V145H4ZM10 144V143H9ZM21 144V142L19 141V145ZM59 144V143H58ZM85 144H87V143H85ZM84 144V145H85ZM91 145L93 144V143H90ZM90 144H88V145H90ZM97 144H98V142H97ZM124 144H126V146L124 147ZM236 145H238V146H240L241 144L239 143H235ZM8 145V144H7ZM11 145V144H10ZM71 145H73V144H71ZM94 145V144H93ZM92 145V146H93ZM96 145V144H95ZM213 145V144H212ZM224 145V144H223ZM225 145H227V144H225ZM234 145V144H233ZM245 145V144H244ZM255 145H257V144H255ZM5 146H6V144H5ZM14 145H12V147H13ZM15 146H17V145H15ZM29 146V147H30ZM57 146V145H56ZM63 146H64V144H63ZM82 147H80V148H82V149H84L83 148V145H81ZM214 146V145H213ZM221 146V145H220ZM231 146V145H230ZM246 146V145H245ZM262 146V145H261ZM261 146H259V144H258V148H259V152H260V147ZM11 147V146H10ZM20 147H22V149L25 151V150H28L27 149V147H26V149L22 146V145H20ZM54 148H55V146H53ZM66 147V146H65ZM64 147V148H65ZM78 147V146H77ZM76 147V148H77ZM78 147V148H79ZM85 147V146H84ZM88 147V146H87ZM91 146H89L88 148H90ZM215 147V146H214ZM218 147H219V145H218ZM226 147V146H225ZM225 147H224V151H227V150H225ZM2 148V147H1ZM15 148V147H14ZM39 148V147H38ZM60 148H61V146H60ZM71 148H72V146H71ZM75 148V152H76V150H78V148L76 149ZM86 148V147H85ZM93 148V147H92ZM216 149H217V147H215ZM230 148V147H229ZM235 148H236V146H235ZM234 148V149H235ZM241 148H243L242 150L244 151V150H246V147H241ZM255 148H257V147H255ZM262 148V147H261ZM9 150H11V148H8ZM21 149V148H20ZM69 149V148H68ZM73 149V148H72ZM87 149V148H86ZM219 149V152H220V148H218ZM222 149H223V147H222ZM233 148H231V150H232ZM239 148H236L235 150V152L236 153H239V152H237V150H238ZM250 149V148H249ZM3 150H5V149H2V150H0V171L2 170V172H0V173H2V174H0V183H2L3 184V186L5 187H3L2 188V190L4 189V191L6 192V194L10 197V198H13V196L15 195V192H18L19 191V189H18V191H16V189L19 187V188H26V187H24V186H26L27 184H26V182L28 183V182H30L29 180L30 179H28L27 177V179H28V181H26L25 182V180H23V178H21L20 176H18V174H17V172H16V170H14V168L13 167H11L10 166V160H9V162H7L6 161V153H4V151ZM6 150H7V147H6ZM14 151H17L18 150V148H17V150H15V149H13ZM31 150V149H30ZM29 150V151H30ZM36 150V149H35ZM41 150V149H40ZM51 150V149H50ZM57 150V149H56ZM60 150V149H59ZM58 150V151H59ZM63 150H65L66 151V149H63ZM251 150V149H250ZM257 150V149H256ZM262 150V149H261ZM8 151V150H7ZM37 151V150H36ZM52 151V150H51ZM71 151V150H70ZM79 151V150H78ZM222 151V150H221ZM228 151H229V149H228ZM227 151V152H228ZM233 151V154L232 155H234V150H232ZM239 151V150H238ZM242 151V152H243ZM254 151H255V149H254ZM21 152V151H20ZM26 152V151H25ZM33 152H34V150H33ZM69 152V151H68ZM215 152H218V150L217 151H215ZM215 152H213V154L215 153ZM217 153V154H222V153ZM227 152H225V153H227ZM246 153H247V150L245 151ZM244 152V153H245ZM264 152V151H263ZM17 153H18V155H19V150L17 151ZM22 153H23V151H22ZM21 153V154H22ZM36 153V152H35ZM38 153V152H37ZM39 153V154H40ZM55 153H56V151L54 152V154L53 155H55ZM58 153H60V151L58 152ZM56 154V155H60V154ZM65 153V152H64ZM63 153V154H64ZM76 153H80V152H76ZM76 153H75V155H76ZM224 152H223V154H225ZM229 153H231V152H229ZM241 153V152H240ZM244 153H242V155H245V156H247V154H244ZM250 153V152H249ZM248 153V154H249ZM39 154H37V155H39ZM70 154V153H69ZM228 154V153H227ZM227 154H225V155H227ZM251 154H252V152H251ZM255 154H257V157H256V159H260L261 157H259V155H258V153H256L255 152ZM22 155H24V154H22ZM48 155V157H46L47 159H50V157L52 156L53 157V155ZM73 155V154H72ZM110 155V154H109ZM250 155V154H249ZM253 155V154H252ZM251 155V156H252ZM8 156V155H7ZM10 156V155H9ZM9 156H8V158H9ZM12 156V155H11ZM17 156V155H16ZM21 155H19V157H18V159L19 158H21L20 157ZM41 156V155H40ZM40 156H38L39 157V159H41L42 157H40ZM50 156V157H49ZM64 156V155H63ZM67 156V155H66ZM74 156V155H73ZM73 156H67L68 157V159H69V157H73ZM214 156V155H213ZM227 156H230V154L229 155H227ZM227 156H224V157H227ZM235 156V155H234ZM237 156H239V158H241V157H243V156H241L240 157V155L239 154H237ZM28 157H34L33 156V154L32 153H30V152H27V156L25 155V159H27ZM37 156H35L34 158H35V161L37 162V158H36ZM51 157V158H52ZM60 157H62V156H60ZM60 157H57V156H54L53 157V159H54V161L53 162H51V163H53V165H54V162L56 161V160H58L57 158H60ZM82 157V156H81ZM80 157V158H81ZM105 157V158H104ZM109 157V156H108ZM113 157V156H112ZM233 157V156H232ZM236 157V156H235ZM233 157L234 158V162H235V159L237 160L236 162H238V164L240 163V159L238 158V157ZM247 157H249V156H247ZM247 157H246V159L244 158L243 160H241V161H243V162H245V160H246V162H247ZM259 157V158H258ZM263 158H264V155L262 156ZM13 158V157H12ZM43 158H42V161L40 162V160H39V162H40V164H39V168H41V169H44V171H45V168H47L46 170H48V164L50 165L51 163H49L50 161H51V159L48 161H45V163L46 162H48V164L46 163H43L44 162V160H43ZM46 158H45V160H46ZM55 158H56V160H55ZM74 158H75V156H74ZM76 158H77V160L75 161V162H78V157L76 156ZM203 158H201V159H203ZM216 158H217V156H216ZM238 158V159H237ZM250 158V157H249ZM262 158V159H263ZM18 159H16V160H18ZM62 159H64V158H61L60 160L62 161ZM67 159V160H68ZM116 159H114V160H116ZM215 159V158H214ZM219 159V158H218ZM227 159H229L228 157H227ZM232 159V158H231ZM262 159H260V161L262 160ZM13 160H15L14 158H13ZM23 160V159H22ZM60 160H58L59 161V163L61 164V166L63 165L62 163L63 162H65V161H67L66 160V158H65V160L64 161H62V163L60 162ZM69 160H71V158L69 159ZM68 160V161H69ZM204 160V159H203ZM210 160V159H209ZM213 160V159H212ZM217 160V159H216ZM216 160L215 161H213L212 163H215L216 162ZM221 160V159H220ZM230 160V159H229ZM239 160V161H238ZM12 161V160H11ZM19 161H21V159H19ZM27 161V160H26ZM30 161V160H29ZM58 161L56 162V164H57V170H58V168L60 167L59 166V163H58ZM205 161V160H204ZM224 161H225V158H224ZM231 161H233V159L231 160ZM263 162L262 163H264V160H262ZM24 162V161H23ZM70 162V161H69ZM74 162V161H73ZM74 162V163H75ZM82 162V161H81ZM81 162H80V164H81ZM120 163H121V161H119ZM119 162H118V164H115V163H113L114 165H112V166H116V165H119ZM222 162H223V158H222ZM227 162L229 163L230 161H228L227 160ZM249 162H251L250 160H249ZM8 163H10V164H8ZM14 163V162H13ZM18 163V162H17ZM22 163V162H21ZM34 163L35 162H33V165H34ZM67 162H65V164H66ZM72 160H71V162H70V166H71V168L72 167H74V168H72V169H75V165L77 164H75V165H73L74 163H72ZM206 165H207V163L206 162H204ZM203 162H202V164H204ZM221 163V162H220ZM226 163V162H225ZM255 163H257V164H254V166H257L258 167V161H256ZM261 163V164H262ZM15 164V163H14ZM24 164V163H23ZM38 164V163H37ZM64 164V165H65ZM209 164H211V163H209ZM223 164V163H222ZM230 164H231V162H230ZM245 164V163H244ZM13 165V164H12ZM21 165V164H20ZM43 165H45V166H47V167H43ZM52 165V164H51ZM52 165V166H53ZM63 165V166H64ZM204 166V167H206V168H208L207 166ZM227 165V164H226ZM237 165V164H236ZM235 165V166H236ZM242 165V164H241ZM14 166V165H13ZM25 165H23L22 167H24ZM31 166H32V164H31ZM67 166V165H66ZM109 166H110V164H109ZM208 166H210V165H208ZM216 166H218V164H216ZM216 166H214L215 168H216ZM221 166V165H220ZM235 166H233V169H234V167ZM239 166V168H241L240 167V164L238 165ZM237 166V167H238ZM250 166H252V165H250ZM260 166V165H259ZM18 167V166H17ZM51 167V166H50ZM65 167V166H64ZM68 167H69V163H68ZM76 167H79V166H77L76 165ZM117 167V166H116ZM116 167H112V169L114 170ZM202 167V166H201ZM201 167L200 166H198V168H196V173L198 174V171L199 172H201L200 171V169H201ZM204 167H202V168H204ZM211 167V166H210ZM210 167H209V169H210ZM253 167V166H252ZM252 167H249V168H252ZM32 168V170H35L36 172H37V168L36 169H33L34 167H31ZM38 168V170L40 171V172H42L43 173V171H41L40 169ZM54 168V167H53ZM52 168V169H53ZM56 168V167H55ZM66 168V167H65ZM65 168L63 169V170H60L61 172L62 171H64L65 170ZM84 168V167H83ZM83 169V171L84 170H86V169ZM118 168V167H117ZM123 168V167H122ZM211 168H213V167H211ZM230 168H232V166L230 167ZM248 168V169H249ZM255 168V167H254ZM263 168V167H262ZM18 169V168H17ZM67 169V168H66ZM68 169H70V167L68 168ZM68 169H67V171L65 170L64 172H69L68 171ZM78 169V168H77ZM214 169V168H213ZM224 170H225V166H224V168H223ZM228 169H229V166H228ZM236 169V168H235ZM234 169V170H235ZM245 169V168H244ZM244 169H242V170H244ZM22 170H24V168L22 169ZM56 170V169H55ZM57 170H56V173H57ZM79 170H81V165H80V169ZM110 170H111V168L110 169H108V171L110 172ZM113 170H111V171H113ZM117 171H118V169H116ZM198 170V171H197ZM206 170H208V169H206ZM205 170V171H206ZM214 170H216V169H214ZM221 171H222V169H220ZM246 170L247 169H245L244 171H243V173L245 174V172H246ZM249 170H252V169H249ZM253 170H255V169H253ZM257 170H260V168L258 167L257 168ZM19 171H20V169H19ZM18 171V172H19ZM25 171V170H24ZM24 171H20V173H22V174H24ZM35 171H33L34 173H35ZM49 171V170H48ZM48 171H45L43 174H46V176H45V178L47 177V176H49V172ZM60 171H58L59 173L58 174H56L55 173V171H53L57 176H59L60 178L62 177V174L64 173H62L61 175H60ZM105 171H103V172H105ZM107 171V172H108ZM209 171V170H208ZM207 171V172H208ZM210 171H211V169H210ZM213 171V170H212ZM218 171H219V168H218ZM220 171V172H221ZM240 171V170H239ZM256 171V170H255ZM263 170H261V172H262ZM53 172H51L52 174L51 175H54V176H56ZM72 172H73V170H72ZM77 172V171H76ZM76 172H73V175H74V173H76ZM85 172V171H84ZM89 172V174H91ZM106 172V173H107ZM193 172V171H192ZM214 172H216V171H214ZM222 172H224V171H222ZM242 172V171H241ZM241 172H240V174H241ZM253 172V174L255 173L254 171H252ZM33 173V176H31V177H33L31 180L34 182V178H35V174ZM41 173V174H42ZM65 173V174H66ZM79 173V172H78ZM78 173H76V175L78 174ZM86 173H88V172H86ZM95 173V172H94ZM93 173V174H94ZM203 173V172H202ZM206 173V172H205ZM211 173V172H210ZM210 173H209V175H210ZM217 173V172H216ZM224 173H226V172H224ZM230 173V172H229ZM228 173V174H229ZM235 173V172H234ZM247 173V172H246ZM251 173V172H250ZM21 174V175H22ZM64 174V175H65ZM67 174H69V173H67ZM71 174V173H70ZM66 175L67 177L68 176H70V177H72L71 175ZM84 173L82 172V175H83ZM93 174H91V176H90V178L92 177V175ZM101 174V173H100ZM100 174H96V175H100ZM110 174V173H109ZM231 174V173H230ZM236 174H238V172L236 171ZM243 174V175H244ZM49 176L50 178L52 177V180L54 179L53 178V176ZM79 175V174H78ZM77 175V176H78ZM86 175V174H85ZM88 175V174H87ZM103 175V174H102ZM101 175V177H103ZM105 175V174H104ZM108 175V174H107ZM200 175V174H199ZM204 175H208V174H204ZM243 175H241V176H243ZM246 175V174H245ZM56 176V177H57ZM66 176H63L62 178H64V177H66ZM224 176H225V174L223 175V178H224ZM252 176V175H251ZM24 177V176H23ZM59 177H57V178H59ZM70 177H68V180H67V178H66V180L64 179V183L66 182L67 184L69 183V184H71V181L72 182H74V180H70L71 178ZM74 177H75V175H74ZM80 176H78L76 179H78ZM84 177V176H83ZM94 177V179H96L95 177L96 176H93ZM92 177V178H93ZM105 177V176H104ZM103 177V178H104ZM109 177V176H108ZM108 177H106V178H108ZM209 177V176H208ZM230 177V176H229ZM235 177V176H234ZM233 177V178H234ZM264 177V176H263ZM25 178V179H26ZM36 178H38V177H36ZM50 178H48L49 179V181H50V183H51V179ZM57 178H55V179H57ZM70 178V179H69ZM89 178V179H90ZM98 178V177H97ZM99 178H100V176H99ZM103 178H101L102 179V181H104L103 180ZM205 178V177H204ZM225 178H226V176H225ZM231 178H232V176H231ZM244 178H245V176H244ZM80 179H82V178H80ZM79 179V180H80ZM88 179V180H89ZM111 179V178H110ZM109 179V180H110ZM200 179V178H199ZM208 179V178H207ZM213 179V178H212ZM211 179V180H212ZM237 179V178H236ZM245 179H248V178H245ZM245 179H243V181L247 184V181L245 180ZM253 179V178H252ZM35 180H37V179H35ZM39 180V179H38ZM59 180H61V179H59ZM58 180V181H59ZM63 180V179H62ZM61 180V181H62ZM78 180V181H79ZM83 180V179H82ZM82 180H80L79 182H81ZM88 180H86V177H85V179L82 181V182H85V181H88ZM200 180H202V179H200ZM227 180V179H226ZM234 180V179H233ZM240 180V179H239ZM262 180V179H261ZM263 180H264V178H263ZM30 182L29 183V185L31 184V183H33V182ZM40 181V180H39ZM39 181H38V183H39ZM57 181V180H56ZM60 181V182H61ZM68 181H70V182H68ZM93 181V180H92ZM92 181H88V183H90V182H92ZM98 181H100V180H98ZM206 181V180H205ZM223 181H225L224 179H223ZM229 181H231V180H229ZM250 182L251 181H253V180H249ZM255 181V180H254ZM257 181V180H256ZM48 182V181H47ZM53 182V181H52ZM60 182H56L57 184L58 183H60ZM77 182V181H76ZM96 183H97V185H99L98 183H100V182H97V180L95 181ZM107 182H108V180H107ZM227 182V181H226ZM225 182V184H227ZM240 182V181H239ZM239 182H237L238 184H241V183H243L242 181H241V183H239ZM258 182H260V180H258ZM258 182H256L257 184H258ZM38 183L36 182L35 184H36V186H35V188H37V185H38ZM41 183V182H40ZM46 183V182H45ZM44 183V184H45ZM54 183H55V181H54ZM55 183V184H56ZM63 183V184H64ZM86 183L87 182H85V184L83 185V186H85L86 185ZM224 183V182H223ZM222 183V184H223ZM234 183H235V180H234ZM254 183V182H253ZM255 183V184H256ZM261 183V182H260ZM2 184H1V186H2ZM26 184V185H25ZM56 184V185H57ZM62 184V182H61V184L59 185V187L60 186H62L63 185ZM66 184V186L68 187V185ZM72 184H74V183H72ZM81 184V183H80ZM83 184V183H82ZM91 184H94V182H92ZM212 184H214V183H212ZM248 184H249V182H248ZM247 184V185H248ZM251 184V183H250ZM29 185L27 186L28 188H26V189H29ZM33 184H31L30 186H32ZM42 185V184H41ZM46 185V184H45ZM52 185V184H51ZM54 185V184H53ZM56 185L55 186H53L52 188H50V189H48L49 187H50V185L48 186V188L46 189V190H44V196H43V199L41 198V196H40V193L38 192V194H39V196H40V200L39 201H41V199H42V201L40 202V205H39V207H38V211H40L39 210V208L41 209V212H42V209H43V207L45 206V205H49L48 203H49V200L51 199H53V197L55 196L54 195V193L56 194H58L59 195V193L61 192V191H59V187H58V185H57V188H56ZM76 185V184H75ZM74 185V186H75ZM77 185H79L78 183H77ZM97 185H95L96 186V188L95 187H93L94 189H97ZM101 185H103V184H101ZM107 184H105V186H106ZM219 185V184H218ZM228 185V184H227ZM226 185V186H227ZM233 185V184H232ZM231 185V186H232ZM242 185H244V184H242ZM259 186L261 185V184H258ZM34 186V185H33ZM40 186V185H39ZM38 186V187H39ZM64 186H65V184H64ZM71 186V185H70ZM73 186V187H74ZM82 186V185H81ZM80 185H79V187H81ZM89 185L87 184V189L89 188L88 187ZM94 186V185H93ZM100 186V185H99ZM104 186V187H105ZM234 186H235V184H234ZM233 186V187H234ZM238 186V185H237ZM240 186V185H239ZM238 186V187H239ZM245 186V185H244ZM249 186L250 185H248L247 187H248V189H250L249 188ZM252 186V185H251ZM250 186V187H251ZM253 186H255L254 184H253ZM63 187V186H62ZM72 187V186H71ZM78 187V186H77ZM102 187V186H101ZM109 187L107 188V189H109ZM232 187V188H233ZM236 187V186H235ZM235 187H234V190L236 191V189H235ZM264 187V186H263ZM1 188V187H0ZM21 188V190L23 191V189ZM32 188V187H31ZM46 188V187H45ZM59 188V189H58ZM66 188V187H65ZM76 188V187H75ZM82 188V187H81ZM92 188V187H91ZM92 188V189H93ZM228 188H229V186H228ZM240 188H241V186H240ZM239 188V189H240ZM246 188V187H245ZM253 189H254V187H252ZM79 189V188H78ZM84 190H85V188H83ZM83 189L81 190L82 192H83ZM86 189V190H87ZM87 190V193L88 192H90L91 191V193L94 191V190ZM102 188H100V190H101ZM105 189V188H104ZM212 189V190H211ZM230 189V188H229ZM258 189V188H257ZM260 189V188H259ZM263 189V188H262ZM2 190H0L1 192H2ZM41 190V189H40ZM61 190H63V189H61ZM67 190H68V192H66L65 190H63V191H65L66 193H69V195L71 194L70 193V188H67ZM80 190V189H79ZM106 190V189H105ZM217 190V189H216ZM224 190V189H223ZM223 190H222V192H223ZM226 190H228L227 188H226ZM231 190V189H230ZM230 190H229V192H228V195H226L225 193H223V195L222 196H224V194H225V198H226V196H227V199L228 198H231V197H228L229 195H231V193H230ZM242 190H243V186H242ZM241 190V191H242ZM250 190H252V189H250ZM22 191H19V193H21L22 195H23V193H22ZM34 191H36L37 192V190H34ZM39 191V190H38ZM73 191V190H72ZM71 191V192H72ZM75 192L77 191L78 192V190H74ZM73 191V192H74ZM81 191H79V192H81ZM96 191V190H95ZM101 191H103V189L101 190ZM101 191H99V193L98 194H100V192ZM239 192H240V194L242 195V193L244 194V192H242L241 193V191L240 190H238ZM246 191V190H245ZM254 191V190H253ZM26 192V191H25ZM59 192V193H58ZM64 192V194H66ZM72 192V193H73ZM73 193L74 195L76 194L77 195V192L76 193ZM81 192V193H82ZM98 191H96V193H97ZM105 192H108L109 193V191L107 190V191H104V193ZM125 192H127V193H125ZM234 192V191H233ZM252 192V191H251ZM254 192H256V191H254ZM254 192H253V194H254ZM264 192V191H263ZM27 193V192H26ZM25 193V195H27V198H28V195H29V193L30 192H28V194H26ZM35 193V192H34ZM41 193H42V191H41ZM86 193V192H85ZM94 193V192H93ZM104 193H102V194H104ZM111 193V194H112ZM230 193V194H229ZM257 193V192H256ZM256 193H255V196H253V198H258L257 196H256ZM1 194V193H0ZM2 194H5L4 192H2ZM2 194L0 195L1 197H2ZM36 194V193H35ZM34 194V195H35ZM60 194H62V192L60 193ZM79 194V193H78ZM82 194H84V193H82ZM82 194H79V195H82ZM88 194H90V193H88ZM98 194H95L97 197H95V199L93 200V203L91 204V205H86L85 207V213H84V211H83V215H79L78 214V212H79V210H78V212H75V210L76 209H73V207H75L72 203H71V200L68 202L71 206H73L72 208H68V207H66L65 209H69V210H65V211H62L63 209L62 208H54V206L56 207V205H54V204H56V202L53 204V205H51L52 207H53V209H52V211H48V213H49V215H47L46 217H45V220H43V222H44V226L43 227H39L37 230H32L29 234H28V236H21V234L19 233V230H21L20 228H21V223L17 220V219H15L14 217H11V215H12V213H11V209H12V207L14 206V205H16L17 206V203H14V202H16V201H18V199L17 200H15L14 202H9V203H3L2 202V200H0V233L2 234V236H3V238H2V241L0 242V260L2 259V262L3 263H6V262H9V259L10 260H16L17 262H19V264H78V261H77V263H76V261H74L73 260V256H72V254H71V248L72 249H74L75 248V246L73 245V242H75V241H77V240H75V241H72V240H74L75 238V236H73V235H71V236H73L72 238H71V236L69 235V232H70V234H72L71 233V231L73 230L72 228H77V226L79 227V225H83V224H85L86 222L85 221H87V220H83V219H85V217L86 216H84V214H87L88 215V217H89V221L87 222V224L86 225H84V226H80V227H85V228H87V231L86 232H88V229H90V224H91V226H93V228H96V231H98L97 229H99V232H97L96 233V231L94 230V231H90V232H95V234H96V236H95V239H96V237L97 238H99V239H96L95 240V243L97 242V240L100 242V240L102 239V237H101V239H100V237H98V236H102L103 234H99L100 233V231H103L102 230V226L101 225H103L104 223H105V225H103V226H106L105 228H106V230H104V231H107L108 229H110L109 227H114L115 226V223H114V220H113V222L112 223H114L113 225H110L109 224V222L108 221H106V219L104 220V217H106L105 216V213H107V212H104L105 211V209H107L108 207H106V205L103 203L104 201H102V198L104 197V196H106L107 195V193H106V195H104L102 198H100L101 196H98ZM235 194H237V191H236V193H234L233 195H235ZM239 194V193H238ZM239 194V196H241ZM246 194H247V192H246ZM252 193H250L249 195H251ZM31 195H33V192H32V194ZM30 195V196H31ZM43 195V194H42ZM57 195V197H59ZM76 195L73 197L72 195L70 196V198L71 197H73V199L72 200H74V198L76 197ZM92 195V194H91ZM110 195V194H109ZM108 195V196H109ZM220 195H221V193H220ZM249 195H246V198H248L247 196H249ZM17 196V195H16ZM37 196V195H36ZM62 197H63V199L62 200H64V198H65V201H66V197L65 196H68V194L67 195H61ZM78 196V195H77ZM83 197H81V196H79V197H81V200H84L86 197L84 196V195H82ZM88 196V195H87ZM92 196H94V195H92ZM92 196H90L89 195V198L88 199H90V197H92ZM232 196V195H231ZM236 196V195H235ZM264 196V195H263ZM0 197V198H1ZM15 197V196H14ZM19 197H22L21 195L19 196ZM19 197H17V198H19ZM32 198H33V196H31ZM69 197V196H68ZM68 197H67V199H68ZM112 197V196H111ZM110 196H109V198H111ZM223 197V198H224ZM245 197V196H244ZM260 197V196H259ZM4 198H6V197H4ZM26 198V197H25ZM27 198L24 200L25 202H26V200H27ZM83 198V199H82ZM93 198V197H92ZM105 198V197H104ZM103 198V199H104ZM107 198V197H106ZM109 198H107V199H109ZM127 198V197H126ZM236 198V197H235ZM237 198H239L238 197V195H237ZM245 198V199H246ZM22 200L24 199V198H21ZM31 201H32V199L31 198H29ZM35 199V198H34ZM57 199V198H56ZM55 199V200H56ZM58 199H60V198H58ZM57 199V200H58ZM75 199H77V198H75ZM78 199H80V198H78ZM77 199V201L76 200H74V201H76L77 202V205L78 206H80V208L83 206V205H81V203H80V201L81 200H78ZM88 199H85L84 201H87ZM112 200L114 199L113 197L111 198ZM124 199V198H123ZM249 200L248 201H250V199H251V197L250 198H248ZM259 199V198H258ZM261 199H263V198H261ZM29 200V201H30ZM54 200V199H53ZM111 200V201H112ZM124 200H127V199H124ZM230 200V199H229ZM232 200V199H231ZM255 199H253L251 202H254V205H256V203H255V201L256 202H258V203H260L261 201H264V200H255ZM8 201H9V199H8ZM8 201H5V202H8ZM12 201V200H11ZM31 201L29 202V203H31ZM36 201V202H35ZM35 201H33V202H35L36 204H38L37 203V200H35ZM108 201V205L111 203H113L115 200H113L112 202H110L109 200H107ZM27 202H28V200H27ZM32 202V203H33ZM48 202V203H47ZM51 202V201H50ZM73 202V201H72ZM80 203V205H79V203ZM90 202V201H89ZM89 202H86V203H89ZM110 202V203H109ZM126 201H124L123 203H125ZM229 203H230V201H228ZM228 202H226V203H228ZM232 202V201H231ZM251 202H250V204H251ZM21 203H23V201H21ZM20 203V204H21ZM51 203H53V201L51 202ZM60 203H61V207H62V201H60L59 202V204L57 203V205H59L60 206ZM65 203V202H64ZM67 203V202H66ZM67 203V204H68ZM82 203H85V202H82ZM85 203V204H86ZM127 203H129V202H127ZM133 203H135V202H133ZM246 203H248V202H246ZM19 203H18V205H20ZM23 204H26V203H23ZM35 204V205H36ZM109 205V209L111 210V206L112 205H114V204H112V205ZM117 205H118V202L116 203ZM130 205L132 204V203H129ZM232 203H230V204H226V205H228V207H229V205H231ZM233 204H234V202H233ZM249 204V205H250ZM22 205V204H21ZM27 205V204H26ZM34 205V204H33ZM33 205H31L32 207H34ZM66 206V204H63V207H65ZM130 205H128V204H126V206L125 205H123V206H125V207H128V206H130ZM245 205V204H244ZM252 205H253V203H252ZM262 205H264V204H262ZM261 205V206H262ZM23 207H24V205H22ZM22 206H21V208H22ZM28 207L30 206L29 204L27 205ZM37 206V205H36ZM50 205H49V207L50 208H52ZM68 206V205H67ZM77 206V207H78ZM115 206V205H114ZM119 206H122V205H119ZM118 206V207H119ZM132 206H133V204H132ZM234 206V205H233ZM239 206H238V210H239ZM259 206H260V204H259ZM258 206V207H259ZM46 207V206H45ZM44 207V208H45ZM48 207V206H47ZM70 207V206H69ZM76 207V208H77ZM124 207V208H125ZM246 207V206H245ZM249 207V206H248ZM248 207H246L247 209H249ZM263 207V206H262ZM16 208H18V207H16ZM20 208V207H19ZM26 208V210H28V208L27 207H25ZM79 208V209H80ZM82 208H84V207H82ZM116 210H120V209H117L116 207H114ZM114 208H113V210L112 211H115L114 210ZM133 208H135V207H133ZM231 208V207H230ZM232 208H234V207H232ZM236 208V207H235ZM264 208V207H263ZM32 209V208H31ZM126 209V208H125ZM132 209V208H131ZM130 209V210H131ZM255 209V208H254ZM36 210V211H37ZM45 210V209H44ZM43 210V211H44ZM83 210V209H82ZM122 210V209H121ZM129 210V211H130ZM133 210V209H132ZM20 211V210H19ZM18 211V212H19ZM111 211V212H112ZM123 211V210H122ZM128 211V212H129ZM235 211H237V210H235ZM241 211V210H240ZM245 211H247V212H249L248 210H246L245 209ZM252 211V210H251ZM254 211H257V209L256 210H254ZM260 211V210H259ZM16 212V211H15ZM26 212V211H25ZM28 212V211H27ZM26 212V213H27ZM30 212V211H29ZM80 212H81V214H82V211L80 210ZM117 212V211H116ZM116 212H114V213H116ZM130 212H132V211H130ZM133 212H135V211H133ZM25 213V215L27 216V214H29V213H27L26 214ZM35 213H37V212H35ZM108 213H110V211L108 212ZM113 213V214H114ZM236 213H238V212H236ZM258 213V212H257ZM20 214H24V213H22L21 211H20ZM117 214H119V216H121V213H119V211H118V213ZM116 214V215H117ZM128 214V213H127ZM246 214V213H245ZM255 214H256V212H255ZM260 214H261V211H260ZM10 215V216H9ZM24 215V216H25ZM30 215L32 216V214L30 213ZM111 215V214H110ZM115 215V216H116ZM125 215V214H124ZM254 215V214H253ZM257 215V214H256ZM14 216V215H13ZM36 216V215H35ZM37 216H38V214H37ZM112 216V215H111ZM114 216V215H113ZM114 216V217H115ZM119 216H116L114 219L116 220V221H118L119 219H120V217ZM123 216V215H122ZM262 216V218L260 217V216H258V217H260L261 219H260V221L261 220H263L264 218H263V215H261ZM82 217H84V218H82ZM108 217H109V215H107V220H109L108 219ZM117 217H119V219L117 218ZM125 217V216H124ZM129 217V216H128ZM255 217H257V216H253V218H255ZM18 218V217H17ZM30 218V217H29ZM39 218H41V216L39 217ZM113 218V217H112ZM130 218V217H129ZM30 219H32V218H30ZM34 219V218H33ZM118 219V220H117ZM124 219V218H123ZM127 219V218H126ZM259 219V218H258ZM110 220H112V219H110ZM109 220V221H110ZM130 220V219H129ZM136 220V218H134V220H133V222ZM251 220H252V218H251ZM31 221V220H30ZM122 220L120 219L119 221H118V223L119 222H121ZM127 222H129L128 220H126ZM22 222V221H21ZM27 222H28V220H27ZM36 221H34V223H35ZM124 222H125V219H124ZM131 222H132V219H131ZM253 222V221H252ZM251 222V223H252ZM23 223H25V222H23ZM37 223V222H36ZM39 224H41L42 225V223H40V222H38ZM89 223V224H88ZM138 223V222H137ZM256 223H257V221H256ZM28 224V223H27ZM107 224V225H106ZM134 224L137 226H139V224H136V222H134ZM255 224V223H254ZM87 225H89V226H87ZM109 225V226H108ZM116 225H118V224H116ZM124 226H125V223L123 224ZM127 225H129V224H127ZM132 226H133V223L131 224ZM225 225H223V226H225ZM250 225H252V226H250ZM260 225V224H259ZM29 226V225H28ZM35 226H36V224H35ZM87 226V227H86ZM121 226V225H120ZM137 226V227H138ZM261 226V225H260ZM23 227V226H22ZM99 227H102V228H99ZM123 227V226H122ZM140 227V226H139ZM138 227V228H139ZM218 228H219V226H217ZM254 227V226H253ZM256 227V226H255ZM259 227V226H258ZM30 230H31V228L30 227H28ZM36 228V227H35ZM47 228L49 229V228H51V231H47ZM116 228V227H115ZM115 228L113 229L112 228V230L114 231L115 230ZM118 228V227H117ZM116 228V229H117ZM120 228V227H119ZM118 228V229H119ZM128 228V227H127ZM141 228V227H140ZM143 228V227H142ZM261 228V227H260ZM263 228V227H262ZM23 229V228H22ZM91 229H92V227H91ZM90 229V230H91ZM101 229V230H100ZM122 229V228H121ZM134 228H131V231L133 230ZM137 229V228H136ZM234 229H232V230H234ZM259 229V228H258ZM26 230V229H25ZM77 230V229H76ZM80 230V229H79ZM83 230V229H82ZM85 230V229H84ZM83 230V231H84ZM112 230H111V232H112ZM120 230V229H119ZM123 230V229H122ZM122 230H121V232H122ZM128 230H130V228H128ZM225 230V228L223 227V231ZM228 230V229H227ZM236 230H235V232H236ZM261 230V229H260ZM22 231V230H21ZM28 231V230H27ZM82 231V232H83ZM123 231H125V230H123ZM135 231V230H134ZM138 231V230H137ZM81 232V233H82ZM85 232V231H84ZM83 232V233H84ZM85 232V233H86ZM115 232V231H114ZM117 232H120V231H117ZM142 232V231H141ZM141 232H138V233H140L141 234ZM144 232V231H143ZM236 232V233H237ZM263 232V231H262ZM27 233V232H26ZM77 233H78V230H77ZM81 233H80V235H81ZM84 233V235L83 236H85V235H88V234H85ZM89 233V232H88ZM92 233H90V235L92 234ZM102 233V232H101ZM104 233V232H103ZM109 233V231H107V234ZM132 233H133V231H132ZM135 233V232H134ZM134 233H133V236H134ZM264 233V232H263ZM76 234V233H75ZM97 234H98V236H97ZM106 234V233H105ZM114 234V233H113ZM115 234H116V232H115ZM121 234V233H120ZM123 234H125V232L123 233ZM126 234H130V235H128V236H130V238H131V233H126ZM137 234V233H136ZM135 234V235H136ZM140 234L138 235V236H140ZM231 234H233V232H231ZM117 235V234H116ZM228 235V234H227ZM226 235V236H227ZM230 235V234H229ZM240 235V234H239ZM242 235H240V236H242ZM117 236H119V235H117ZM137 236V237H138ZM77 237H80L79 236V234H77V236H76V238ZM92 237V236H91ZM104 237V236H103ZM106 237H108V235L107 236H105V239H106ZM113 237V236H112ZM127 237V236H126ZM137 237H135V238H137ZM243 237V236H242ZM81 238V237H80ZM87 238V237H86ZM120 238H121V235H120ZM124 238H125V236H124ZM123 238V239H124ZM130 238H128V239H130ZM139 238V237H138ZM236 238V239H237ZM104 239V238H103ZM104 239V240H105ZM108 240L110 239V238H107ZM125 239H127V238H125ZM132 240L130 241L131 243H133L134 241V239L133 238H131ZM244 239V238H243ZM260 239V240H261ZM90 240H91V238H90ZM93 241H94V239H92ZM91 240V241H92ZM111 240V239H110ZM109 240V241H110ZM115 240V239H114ZM138 240V239H137ZM236 242H234V241ZM84 241V240H83ZM106 241V240H105ZM116 241V240H115ZM115 241H111V242H115ZM118 241H119V237H118ZM125 241V240H124ZM133 241V242H132ZM141 241H142V239L140 240V242L139 243H141ZM78 242H81V239H80V241L78 240ZM102 243L101 244H103V241H101ZM117 242V241H116ZM123 242V241H122ZM127 242H128V240H127ZM127 242L125 241L124 242V244L123 245H125V243L127 244ZM247 242V241H246ZM260 242H262V241H260ZM93 243V242H92ZM105 243V242H104ZM118 243V242H117ZM117 243H115L116 245V247H118V245H117ZM244 243V242H243ZM253 243V242H252ZM263 243H264V241H263ZM83 244V243H82ZM97 244H98V242H97ZM100 244V243H99ZM99 244H98V247H99ZM100 244V245H101ZM113 244V243H112ZM130 244V243H129ZM249 244V243H248ZM248 244L246 243V245L248 246ZM77 245H79V244H77ZM76 245V247H78ZM86 245V244H85ZM90 245V244H89ZM104 245V244H103ZM103 245H101L102 247H103ZM137 245V247H138V244H136ZM136 245L134 246V248L136 247ZM256 245H258V244H256ZM261 245V244H260ZM72 246H74V247H72ZM88 245H86V247H83V248H88L89 249V247L90 246H88ZM96 246V245H95ZM106 246H107V243H106ZM109 246V248H110V246H112L111 244H109L108 245ZM114 246V245H113ZM112 246V247H113ZM126 246V245H125ZM125 246H123V247H125ZM130 246V245H129ZM133 246V245H132ZM131 246V247H132ZM142 246V247H143ZM245 246V245H244ZM262 246V245H261ZM246 247V246H245ZM251 247V246H250ZM253 247V246H252ZM263 247H264V244H263ZM78 248H80V247H78ZM115 248V247H114ZM119 248V247H118ZM121 248H122V246H121ZM126 248V247H125ZM128 248V247H127ZM138 248H141L140 246L138 247ZM247 248V247H246ZM245 248V249H246ZM262 248V247H261ZM260 248V249H261ZM76 249V248H75ZM85 249H83L82 250V252L85 250ZM94 248H92L91 250H93ZM107 249V248H106ZM105 249V250H106ZM116 249V248H115ZM120 249V248H119ZM118 249V250H119ZM132 249H133V247H132ZM142 249V248H141ZM247 249H250L249 247L247 248ZM264 249V248H263ZM79 250V249H78ZM87 250V249H86ZM86 250H85V252H86ZM97 249H95V251H96ZM104 250V249H103ZM110 249H107L106 250V252L107 251H109ZM123 250V252L120 250V252H119V254H121V252H122V254L123 255H126L125 253L126 252H128L129 250L128 249H125L126 250V252L124 251V249H122ZM128 250V251H127ZM262 250V249H261ZM75 251V250H74ZM74 251H73V254H75L74 253ZM114 251H117V250H114ZM135 251H137V252H135ZM138 251H139V249L138 250H133V252L134 253H137V254H140V252L138 253ZM143 251V250H142ZM254 251V250H253ZM258 251H260V250H258ZM78 252H81L80 250L78 251ZM85 252H83L82 254H84V255H87V253L85 254ZM99 252V251H98ZM110 252V251H109ZM130 252V251H129ZM251 252V251H250ZM89 253H91V252H89ZM97 253V252H96ZM104 253V252H103ZM103 253H101V255L103 256ZM110 253H112V252H110ZM114 253V252H113ZM132 253V252H131ZM254 252H251V254H253ZM259 253H261V252H259ZM78 254H81V253H78ZM98 254V253H97ZM115 254H118L117 252L115 253ZM119 254L118 255H115V257L116 256H118V259H119ZM122 254L120 255V257L122 256ZM145 254V252L143 253V255ZM167 254V253H166ZM101 255H99L100 257H101ZM105 255V254H104ZM108 255H109V253H108ZM129 255H130V253H129ZM136 255V254H135ZM134 255V256H135ZM254 255V254H253ZM257 255H258V252H257ZM256 255V256H257ZM107 256V255H106ZM109 256H111L112 257V255H109ZM150 256V257H151ZM166 256V255H165ZM168 256H169V254L167 255V257L166 258H168ZM263 256H264V254H263ZM75 257V256H74ZM88 258H89V256H87ZM110 257V258H111ZM126 257V258H125ZM133 257V256H132ZM132 257H130L131 259H132ZM138 257H139V255H138ZM142 257V256H141ZM145 257V256H144ZM147 257V256H146ZM84 258L85 257H83V259L82 260H84ZM94 258V257H93ZM102 258V257H101ZM105 258V257H104ZM106 258H109L108 256L106 257ZM124 258L125 259H128L127 258V255L126 256H124ZM123 257H122V259H124ZM140 258V257H139ZM161 258H163V256L161 257ZM165 258V257H164ZM165 258V259H166ZM169 258V259H170ZM246 258V257H245ZM244 258V259H245ZM74 259H76V258H74ZM77 259H79V263L82 261H80V258H77ZM97 259H98V257H97ZM97 259H95V260H93V259H91L92 261H94V262H96V260ZM118 259L117 260H114V259H112V264H126L127 262H123V261H120V259H119V261H118ZM121 259V260H122ZM141 260H142V258H140ZM140 259H136V260H140ZM146 259V258H145ZM148 259H150V258H148ZM152 259V258H151ZM152 259V260H153ZM252 259H253V257H252ZM259 259V258H258ZM261 259V258H260ZM99 260H100V258H99ZM106 260V259H105ZM111 260V259H110ZM109 260V261H110ZM135 260V259H134ZM140 260V261H141ZM246 260V259H245ZM85 261H87V260H85ZM89 262H90V259L88 260ZM102 261V260H101ZM104 261V260H103ZM103 261H102V263L101 264H105V262L103 263ZM108 261V260H107ZM108 261V262H109ZM127 261V260H126ZM130 261V260H129ZM137 262V263H143L144 261H142V262ZM146 261V260H145ZM159 261H160V259H159ZM161 261H163V260H161ZM160 261V262H161ZM171 261H172V259H171ZM253 261H254V259H253ZM253 261H249V262H252V264H253ZM264 261V260H263ZM14 262V261H13ZM75 262V263H74ZM88 262V263H89ZM108 262H106V264H109ZM135 261H131L130 263H134ZM157 262V261H156ZM155 262V263H156ZM164 262V261H163ZM165 262H166V260H165ZM167 262H169V261H167ZM239 262H240V260H239ZM247 263L246 264H248V261H246ZM1 263V262H0ZM83 263H87V262H83ZM83 263H81V264H83ZM87 263V264H88ZM92 262H90L89 264H91ZM97 264L99 263L98 261L96 262ZM136 263V262H135ZM146 263H147V261H146ZM151 262H149V264H150ZM158 263V262H157ZM156 263V264H157ZM263 263V262H262ZM8 264V263H7ZM10 264V263H9ZM11 264H13V263H11ZM16 264V263H15ZM152 264H154V262L152 263ZM160 264V263H159ZM164 264V263H163ZM166 264V263H165ZM250 264V263H249ZM255 264H256V262H255Z\"/></svg>", "mask_w": 264, "mask_h": 264}, {"label": "rangeland", "instance_id": "rangeland-1", "mask_svg": "<svg viewBox=\"0 0 264 264\" xmlns=\"http://www.w3.org/2000/svg\"><path fill=\"white\" fill-rule=\"evenodd\" d=\"M6 0H3L1 3V5H0V25H2V24H7V22L5 21V19L7 20V18H8V20H10V24L12 23L13 24V26H11V28H10V30L12 29L13 30V32H15V30L16 29H18L17 31H16V33L19 35V38L18 39H16L14 42H13V44L11 45H9V44H7L5 41H6V39H4L5 41H1L0 40V54L2 53V54H4L6 51H4V49H6L7 50V52H6V54L9 56V58L11 59H9L8 57H6V56H4V55H6V54H4V55H0V69L1 70H4V72L6 73V75H4V76H1L0 75V89L1 90H3V88L4 87H6V88H4L5 90H3V91H0V92H4L5 91V93H7V94H9V96L11 97V98H14L15 97V95H14V93H12V90H14V89H16V91H17V96L15 97L16 98V103L13 105V107L15 108L16 107V109H15V112L13 111V109L14 108H10L9 110H6V111H0V118L2 119L1 121H0V138L2 139V140H0V141H2L1 143H0V150H2V149H5V150H3L4 151V153H6L8 156H9V158H8V156L6 155V161L7 162H9V160H10V163H8V164H10V166L11 167H13L14 168V170H16V172H17V174H18V176H20L21 178H23V180H25V182L26 181H28V179H30L29 181L31 182L32 180V178L33 177H31V176H33V171H35V170H32V168L31 167H34L33 169H36L37 170V172L35 171V178H34V182L33 183H31V184H33L32 186H30L29 185V183L30 182H26V186H24V187H26V188H28L27 186L29 185V189H26V188H22L23 189V191L21 190V188H17L16 189V191H18V189H19V191H22V193H23V195L21 194V193H19V191L18 192H15V197L13 196V198H10L7 194H6V192L4 191V189L2 190V188L4 187L3 186V184L2 183H0V190H2V192H4L5 194H2V192L0 191V193L2 194V197L0 198V200H2V202L3 203H9V202H14L15 200H17L18 199V201H16V202H14V203H21V201H23V203H26L27 205L29 204L30 206L28 207L26 204H23V203H21L22 205H24V207L20 204V205H18V203H17V206L16 205H14L13 207H12V209H11V213H12V215H11V217H14L15 219H17L20 223H21V230H19V233L21 234V236H28V234L32 231V230H37L39 227H43L44 226V222H43V220H45V217L47 216V215H49V213H48V211L50 210V211H52V209H53V207L51 206V205H53L56 201V204H54V205H56V207L54 206V208H62L63 210L62 211H65V210H69L68 208H72L73 206H71L72 204L75 206V207H73V209H76L75 210V212H78V210H79V212H78V214L81 216V215H83V211H84V213H85V208L87 207L86 205H91L92 203H93V200L95 199V197H97L95 194H98L99 193V191H101L102 189H103V191H101L100 192V194H98V196H101L100 198H102L104 195H106V193H107V195L106 196H104L103 198H102V201H104L103 203L106 205V207H108L107 209H105V211L104 212H107V213H105V216L107 217V215H109V217H108V219L110 220V219H112V220H107V218L106 217H104V220L106 219V221H108L109 222V224L110 225H113L115 222V226L113 227H109L110 229H108L107 231H109V233L107 234V231H104V230H106V226H103V225H105V223L103 224V225H101L102 227H99V228H102V230L103 231H100V233L99 234H103L102 236L100 235V236H98V234H97V236L98 237H100V239H101V237H102V239L100 240V242L97 240V242H98V244L100 243H102L101 241H103V244H101V245H103V247L99 244V247H98V244H97V242L95 243V240L96 239H99V238H97L96 237V239H95V236H96V234H95V232H90V231H96V228H93V226H91V224H90V229H91V227H92V229L90 230V229H88V232H86L87 231V226H89V225H87L86 227L87 228H83V227H80V226H84V225H86L87 224V222L89 221L88 219H89V217H88V215L87 214H84V216H86L85 217V219H83L84 221L85 220H87V221H85L86 223L85 224H83V225H79V227L77 226V228L75 227V228H72L73 230L71 231V233L72 234H70V232H69V235L71 236V235H73V236H77V234H79V236L81 237H77L76 238V236L74 237L75 239L74 240H72V241H75V240H77V241H75V242H73V245L75 246V248L74 249H72L71 248V254H72V256H73V260L74 261H78V264H81V263H83V262H89L88 260L90 259V262H92L91 264H97L96 262L98 261L99 263L98 264H101L102 263V261H103V263L106 261V262H108L110 259V261L108 262L109 264H112L111 262H112V259H114V260H117L118 259V256H116L115 257V255H118L119 254V252H120V250L123 252V250L122 249H124V251L126 252V250L125 249H130L128 252H126L125 254L127 255V258L128 259H125L124 258V256H126V255H123L122 254V252H121V254H122V256L120 257V255L121 254H119V259H120V261H123L124 263L125 262H127L126 264H132V263H130L131 261L133 262V261H135L133 264H141V263H137V262H139L141 259L140 258H142V260L140 261V262H142V261H144L142 264H149V262H151L150 264H152L153 262H154V264H156L157 262V264H172L173 263V259L174 258H170V256H173L172 255V252H169L168 250L167 251H163L162 253H164V254H161L162 256H163V258H161L162 256H160V257H158V256H156V258H155V260L153 259V256H148L149 255V253L144 249V239L145 238H143V237H145V236H142L143 234H145V228H144V226L142 225V222H141V220L140 219H138L137 217H136V205H137V201L136 200H133V199H131V198H129V196H127V194L125 195L124 194V196H123V198L124 199H127V200H124L123 198H122V203H119V202H121V201H118L117 200V202H118V205L116 204L117 202H116V197H114L115 195L111 192V188L108 186V184L110 183L109 181H112L113 180V174L111 175V173H114L115 171L116 172H119L120 170L119 169H122V171H120V172H123V170L125 171V163H124V161L123 160H121V159H116V158H114L115 156L114 155H111L112 153H110V151L109 150H106L105 151V153L103 154V156H105V157H107V158H110V159H113L112 160V162L113 163H115V164H118V162L119 161H121V163L119 162V165H116V166H112V165H114L113 163H109L110 164V166H109V164H108V168H107V171H108V169H110L111 168V170H113L112 169V167H116L113 171H111L110 170V172L108 171H105V170H102L101 169V171L100 170H93V171H89L88 170V168L86 169L85 168V166H84V163H83V156L84 155H81L82 153L84 154L85 152L84 151H88L89 149H91V150H96V149H98L99 147H100V145H102V143H103V138H99L98 139V137H95L96 135L97 136H99L98 135V132H101L100 131V129L103 131L105 128H103V122H104V120H105V125L107 124V122H109L110 120L112 121L113 120V118H114V116H115V111L113 110V109H109V107H108V109L110 110V113H109V110L107 111V110H103V109H99L98 111L99 112H97L93 117H91V116H87L86 117V115H84L85 117H81L83 114H75V112H76V108H75V106L73 107V105H72V103H70V102H66V104H65V102H63V104L61 105V101L60 100H62V98H61V92L64 90V88H66V80L67 79H69L68 78V76H69V69L67 68L66 69V65H68V60H66V59H68V57H67V55H65L64 53H62V52H57V51H53V48L52 47H50V46H52L53 44H57L58 42H59V40H61L60 42H59V44L62 42V40H63V37L59 34L58 35V29H57V27L55 26V24H53V23H55V22H62V21H64L65 19V21L63 22V24H65V26H67L68 27V29L71 27V29H69V31L71 32V34H73L74 32H75V29L76 28H78V25L79 24H77L78 22L80 23V20H77V18H76V20H75V18L73 19V22H70V18H69V16H70V14L71 13H74L75 11H79L78 13L80 14V15H82L83 14V12L84 11H89V8H91V7H93V6H100V8L102 7L103 9H105V10H108V8H111L110 6H111V3L110 2H113V1H116V4H123V1L124 0H109V2H108V0H83V3H81V2H79V1H81V0H79V1H74L75 3H73V2H71V6H70V4H64V3H62V4H60L61 3V0H48V2L50 1V3H48L47 1V3H48V5H47V3L44 1V0H35V2H34V0L31 2V4H30V0H23L24 2H22V0H14V2L16 3V5H15V3H14V5L13 4H11L10 2H7V1H11V2H13L12 0H7L6 2L9 4H5L6 2H5ZM19 1V2H18ZM21 1V2H20ZM28 1V5H26V7H28V8H24L25 6V4H23V3H25V2H27ZM39 1V3H37V5H36V2H38ZM40 1H42V2H40ZM52 1V2H51ZM53 1H54V5L52 4L53 3ZM59 2V5H58V2ZM95 1V2H94ZM158 1V2H157ZM164 1H165V3H164ZM175 1H179V0H175ZM174 0H137V2H138V4L141 6V7H143V8H149V10H156V9H160V6H162V4L164 5V4H167V5H169V4H171V3H173V2H175ZM224 1V0H223ZM220 2V4H219V11L217 12V16L215 17L216 19H218V20H215V18H214V20L215 21H217V23L215 22V24H217V26L219 25V27H220V24H222L221 25V27H222V29H221V27L219 28V29H217V26L216 25H214L213 26V28H215L214 30L213 29H211L212 31H214L213 32V35L215 36V37H208L209 38V40L210 41H213V42H215L214 40L216 39V38H218L219 39V42L222 40V42L221 43H218V41L216 40V42H215V48H212V49H210L211 47H213V46H211L212 45V42H209L210 44H209V46H210V48H209V54L211 55L212 54V56H210V55H208L207 56V60H208V65H209V63H210V69H208L206 72H205V70H203V71H201V72H203L204 74L205 73H207L208 72V74H209V77H208V75L207 74H203L202 75V73H199V74H197V75H195L194 77H193V95H194V93H195V95L194 96H196L197 98L199 97V96H201V98L203 97L202 95H205L209 90H210V92H212L211 94H214V92H215V89L217 90L218 88H221L220 90L218 89V91H216L215 92V94H217V92L218 93H222V94H220V96H219V94L218 95H215L216 96V98L218 99V100H222V102L224 101L225 102V104L226 105H228V106H224V105H222L223 103H220V101H218V103H217V108L218 107H220V108H222L223 106V109H227L228 107H229V105H230V108H229V110H230V112L228 111V109L227 110H223L222 111V109H220V110H218V109H216V112H217V114H215V115H217V116H215L214 114H213V116H214V119H213V116H212V118H211V116H209V115H207V114H204L203 116L204 117H202V115L201 116H198V120H196V118H195V120H192V122H191V125H190V128H192L191 130H192V132H193V134L194 133H197V134H199V135H203V136H205V138H207L206 137V135L208 136V138L207 139H205L203 136V138L205 139V140H209L210 138H212V140L210 139V141H208V142H210V144H211V150H212V148H214V150L215 151H217L218 150V152H219V149L218 148H220L221 150H220V152L219 153H222V154H217L218 152H215V151H213V152H215L214 154H213V152L211 153V156H205L204 155V158H203V156L201 157V158H203V159H201V158H199V161H197V166H195V167H193L191 170L193 171H191V176L194 178V177H196V175H198L196 178H194V179H196L197 181L199 180L200 182L202 181V182H207L208 181V183H209V186H210V184H211V186H210V188L212 187V188H214L215 187V189H211L212 190V196L214 197L215 195H217L218 194V192H219V199H221V197H222V199H221V202H220V200L218 199V196H217V198H216V196H215V198L220 202V203H222V201H223V203L221 204V206L226 210H228V211H231V210H233L234 209V212H235V214H236V218L238 219V218H241L242 217V215H246L247 217H248V215L249 214H254L255 216H257V217H255V218H253V214H252V217L249 215V220L252 222H250V224H252V225H250V226H252V228L253 229H255L256 230V232L259 230L260 232H257L256 234L259 236H261L262 237V239L260 238V237H258L259 238V242H254V241H251L250 239H248V237H246V236H244V235H242L241 233H239V232H237V230L236 229H234V227L232 226V225H230V224H228V223H226V225H225V222L223 223V225H225V226H220L221 224H222V222H220L221 224H219V222H217L216 223V228H217V233L219 232V234H220V236H223V237H228V238H230V237H232L231 239H234V240H236V242H238V241H240V237H241V241H240V243L238 242L237 244H240V251H239V257H238V261H237V263H241V264H246L247 262L246 261H248V264L250 263V264H252V262H249V261H253V259H254V261H253V264H255V262H256V264H264V256H263V254H264V247H263V241H264V219L263 220H261L260 221V219L262 218V216L261 215H263V218H264V205H262V204H264V201H261L260 203H258V202H256L255 200H264V180H263V176H264V163H262L263 161L262 160H264V158L262 157L263 155H264V110H263V108H262V106H264L263 104H264V100L263 101H261V103H259V101L262 99L261 97H263L264 96V94L262 95L261 93H262V91L264 90V79H262L263 77H264V73H263V71L264 70H262V69H264V66H263V64H264V21L261 19V18H263L264 19V8H263V10L262 11H260L259 13H257L256 15H255V17H254V19H253V21L251 20V21H246L247 20V18L244 16V11L246 10V7H247V9H249V10H255V11H257V8H258V0L257 1H253V0H240L239 2H237V0H225L226 2L225 3H227L228 1H232V3L231 2H229V5H231L230 6V9L229 8H227V5H228V3L227 4H225L224 2ZM107 2V3H106ZM237 2V3H236ZM34 3H35V5H34ZM42 3H44V5H41ZM46 3V4H45ZM106 3V4H105ZM109 3H110V5H109ZM233 3H235V4H233ZM241 3V4H240ZM249 3V4H248ZM18 4H19V6L21 7V5H22V8H24V10L26 9V10H28V12L27 13H25V15H24V13H23V11H22V9H20L19 8V6H18ZM27 4V3H26ZM33 4V5H32ZM56 4V5H55ZM64 4V5H63ZM78 4H79V7L82 9H80L79 7H78ZM92 4V5H91ZM108 4V5H107ZM159 4H160V6H159ZM247 6H246V5ZM7 5H8V7H10V9H7L8 7H7ZM12 5H13V7H12ZM40 5V6H39ZM66 5L68 6V7H66ZM77 5V6H76ZM81 5V6H80ZM88 5H91V7L90 6H88ZM105 5V6H104ZM143 5V6H142ZM228 5V6H229ZM238 5H239V7H238ZM15 6H16V9H15ZM44 7V8H48V7H50L51 8V6H53L52 7V10H54V11H52V12H54V13H58L55 17H54V19H53V17H50L51 16V13L52 12H48L47 10H45L44 8H42V7ZM46 6V7H45ZM106 6H108L107 8H106ZM155 6V7H154ZM158 8H157V7ZM223 6V7H222ZM6 7V8H5ZM36 7V8H35ZM40 7V8H39ZM71 7V8H70ZM239 8V10H238V8ZM257 7V8H256ZM11 8H13V9H11ZM38 8V9H37ZM77 8V9H76ZM156 8V9H155ZM222 8V9H221ZM225 8V9H224ZM237 8V9H236ZM7 9V10H6ZM18 9V10H17ZM29 9H31V11L32 12H34V9L36 10L34 13H32V14H34V16L35 15H37L36 17H31L32 15H31V13H30V10ZM42 9V10H41ZM76 9V10H75ZM235 10V11H232V10ZM7 12H6V11ZM8 10H10V11H8ZM37 10H38V13H37ZM39 10H41V12H39ZM58 10V11H57ZM220 10H221V12H220ZM225 12V13H222L223 11ZM238 10V11H237ZM252 10V11H253ZM13 11V12H12ZM17 11L19 12V11H21V13H23L22 15L21 14H19V13H17ZM65 11H67V12H65ZM226 11H227V14H226ZM231 12V13H229L228 14V12ZM6 12V14H4V13ZM11 14H10V13ZM18 15L17 17H19V19L16 17V16H14V15H16L15 13ZM24 12H26V11H24ZM45 12V13H44ZM222 13L221 15H220V13ZM234 12H236V16L234 17V15H235V13ZM241 13L242 12V14L240 15V14H238V13ZM14 13V14H13ZM29 13V14H28ZM60 13H63V14H60ZM68 13V17H67V14ZM6 17V15H7V17L5 18V17H3V15ZM30 15V16H28V15ZM225 16H227V17H225ZM232 14H234V15H232ZM241 17V18H243V20L244 21H246V22H244L243 20L241 21V18L238 16V15ZM10 15H12V16H10ZM40 15H42V16H40ZM61 15H66L65 17H62ZM221 17H220V16ZM244 17H243V16ZM263 15V16H262ZM22 16V17H21ZM47 16H49V17H47ZM59 16H61V17H59ZM258 18H257V17ZM261 18H260V17ZM16 17V18H15ZM23 17H25V21H26V23H24L25 21H21V20H23L24 18ZM29 17V18H28ZM30 17H31V19H30ZM47 17V18H46ZM57 17V18H56ZM223 17V18H222ZM232 17V18H231ZM3 18H5V19H3ZM14 20H13V19ZM21 18H23V19H21ZM35 18V19H34ZM37 18H40V19H43V18H46V20L48 19V18H50V19H53L52 21L51 20H47V23L49 24V25H51V26H48V28H44L43 26L41 27V26H39V25H37L38 23H35L36 22V19ZM65 18V19H64ZM222 20H221V19ZM237 18V19H236ZM238 18H239V20H238ZM27 19V20H26ZM64 19V20H63ZM233 19V20H232ZM257 19H259L260 21H258ZM2 20H3V22H2ZM33 20H35V21H33ZM38 20V19H37ZM55 20H57V21H55ZM61 20V21H60ZM74 20L76 21V22H74ZM236 20L238 21L237 23L238 24H236V26H235V22H236ZM21 21V22H20ZM78 21V22H77ZM232 21V22H231ZM233 21H235L234 22V24H233ZM255 21V22H254ZM5 22V23H4ZM18 22H20V23H18ZM53 22V23H52ZM218 22H220V24L218 23ZM239 22L241 23V26H240V24H239ZM242 22H243V24H242ZM28 23L30 24V26L28 25ZM31 23H32V27H31ZM33 23H35V24H33ZM76 25H75V24ZM227 23V24H226ZM246 23V24H245ZM249 23H250V26H248L249 25ZM259 23H263V26H262V28H260L261 27V25L262 24H259ZM6 24L4 25V26H6ZM11 24V25H12ZM244 24L246 25L245 27H243L244 26ZM16 25H18V27L16 26ZM28 27H27V26ZM232 25V26H231ZM75 26H76V28H75ZM227 26V27H226ZM229 26V27H228ZM3 27V26H2ZM21 27V28H20ZM22 27H24L23 29H22ZM50 27H53V29L52 28H50ZM56 29H55V28ZM230 27H231V29L233 30V31H235L236 33H237V35H236V33H234L232 30H230ZM250 27V28H249ZM14 28V29H13ZM26 28L27 29H30V30H32V31H34V32H30V30H27L28 32L27 33H29L30 35H32V36H30V35H28V34H26ZM212 28V27H211ZM226 28V29H225ZM227 28H228V32H227ZM234 28V29H233ZM235 28H240V29H236L235 30ZM246 28H249V30L251 31V33L248 31V29H246ZM255 29V32H254V29ZM258 28V29H257ZM22 29V30H21ZM42 29L44 30L43 32H46V33H43L42 32ZM72 29H73V32H72ZM38 30V31H37ZM47 30H48V32H47ZM77 30V29H76ZM193 30V26H191V24H190V21H188L187 20V23H186V27L184 28V30L182 29V30H177V33H188V32H191ZM210 32H209V31ZM208 30H207V35L209 34V33H211V36H213L212 35V32H211V30H210V28H208ZM216 30H217V32H216ZM219 30V31H218ZM226 30V31H225ZM229 30H230V32H229ZM240 30V31H239ZM241 30H243V33H242V31ZM248 32H247V31ZM253 30V31H252ZM36 31V32H35ZM54 31V32H53ZM223 31H225L226 32V34H225V32H223ZM19 32V33H18ZM216 32V33H215ZM244 32H245V34H244ZM259 32H261L260 34H259ZM42 33L43 34H45L44 36L42 35ZM50 33H54V34H50ZM226 36H224V38L225 39H223V34ZM229 33V34H228ZM239 33V34H238ZM250 33V35H252V37L250 36V35H247V34H249ZM253 33V34H252ZM256 33V34H255ZM3 34H4V32H3ZM36 34H38V36L41 34L43 37H41V36H39V38L37 37L36 38ZM48 34V35H47ZM50 34V35H49ZM220 34H222V36H220ZM234 34V35H233ZM241 34H243V35H241ZM36 35V36H35ZM48 37H47V36ZM51 35H52V37H53V41H52V38H50L51 37ZM210 35V34H209ZM208 35V36H209ZM219 35V36H218ZM238 35H239V37H238ZM241 35V36H240ZM255 35V36H254ZM260 35V37H262V38H260V37H257L256 38V40H255V37L256 36H259ZM28 36H30V40L28 39ZM35 36V37H34ZM237 36V38H239V41H238V39L237 38H235ZM247 39V42L249 41V40H251V42H246V39L244 38V37ZM22 37H24V39L22 38ZM47 37V38H46ZM56 37V38H55ZM221 38V40H220V38ZM228 37H231L230 38V40H229V38ZM233 37V38H232ZM247 37H249V38H247ZM251 37V38H250ZM254 37V38H253ZM40 38H42V40H44L45 38V40H44V42H46V44L47 45H49L50 43V50L51 51H53V52H51L50 50V52H48V49H49V47L48 46H46V44L43 42V41H38V39L40 40ZM49 38V39H48ZM242 38V39H241ZM212 39V40H211ZM214 39V40H213ZM227 39V40H226ZM243 39H245L244 40V43H243ZM263 41H262V40ZM47 40V41H46ZM58 40V41H57ZM224 40H225V42H224ZM234 40H236V44H235V41ZM19 41H21V42H19ZM32 41H35V42H32ZM57 41V42H56ZM229 41H231V43L230 44H228V42ZM253 41H255V43L253 42ZM260 41V42H259ZM5 42V43H4ZM26 42V43H25ZM42 42V43H41ZM49 44H48V43ZM52 42H53V44H52ZM232 42H233V44H232ZM237 42H239V45L237 44ZM246 42V43H245ZM41 45V47H44V45H42V44H45V49H46V51H45V53L47 54V56H46V54L44 53V50L45 49H43V51L41 52V51H37V50H42V49H37L36 50V48H41L40 47V45ZM216 43H217V45H216ZM225 43H227V45L225 44ZM242 43L244 44V45H242ZM251 43L253 44L252 46L254 47V48H252V46H251ZM6 44V45H5ZM246 44H247V47L245 48V46H246ZM254 44H256L255 46H254ZM259 44H261V45H259ZM4 45V47H2V46ZM18 45V46H17ZM29 45V46H28ZM31 45V46H30ZM223 45V46H222ZM233 45H235V46H233ZM238 47H237V46ZM6 46H7V48H6ZM12 46H15V48L14 47H12ZM24 46V47H23ZM35 46H37L36 48H34ZM250 46V47H249ZM256 46L258 47V48H256ZM16 47L18 48L17 50H16ZM30 47V48H29ZM31 47H32V49H31ZM87 46H85V48H83L82 49V52L83 53H85V51L87 52H89V48H86ZM224 47V48H223ZM227 47L230 49V51H229V49H227ZM243 47V48H242ZM1 48H4L3 50L1 49ZM22 48V49H21ZM28 48H29V50H28ZM33 48H34V50H33ZM219 48V49H218ZM221 48V49H220ZM241 50H240V49ZM248 48V49H247ZM250 48H252V49H250ZM10 49V50H9ZM86 49H88V50H86ZM225 49V50H224ZM244 49L249 53V54H251V55H255L256 57H257V61H255L256 60V57H252L251 55V57L249 56L248 57V53L246 52V51H244ZM250 49V50H249ZM255 49V50H254ZM257 49V50H256ZM9 50V51H8ZM232 50V51H231ZM249 50V51H248ZM260 50V51H259ZM261 50H263L262 51V53H261ZM17 51V52H16ZM20 51H22L21 52V55H20ZM225 51V52H224ZM227 51V52H226ZM33 52V54H31V53ZM38 52V53H37ZM41 52V53H40ZM88 52L87 53H85L84 55L86 56V55H88ZM212 52V53H211ZM217 52V53H216ZM229 52V53H228ZM239 54H238V53ZM245 52V53H244ZM255 52V54H253ZM258 52H260V53H258ZM12 55L11 57H10V54ZM25 53V54H24ZM34 53H37V54H34ZM40 53V54H39ZM60 54V55H58V54ZM243 55H241V54ZM18 54H19V56H18ZM28 54H29V56H28ZM40 55V57H38L37 58V55ZM51 54V55H50ZM53 54V55H52ZM152 54H157L156 52H154V53H152ZM151 54V55H152ZM215 54V55H214ZM258 54L259 55H261V56H258ZM25 55H27L26 57L28 58H26L25 57ZM36 55V56H35ZM44 55V56H43ZM62 55H63V58H62ZM214 55V56H213ZM246 55V56H245ZM31 56V57H30ZM166 56V55H165ZM167 56H168V64H170V65H168L167 67H166V65L167 64H165V63H167ZM166 57H164V56H158V60L161 62V64L160 65H162V67H163V65H165L163 68H162V70L164 69V68H166L165 70H163V71H161V70H158L157 72H156V75H157V77L160 79V81H167V79H168V74H171V72H172V70H170V69H173L174 68V64H175V60H174V58H173V60L171 61V58H172V56H169V55H167ZM239 56V57H238ZM17 59V58H24L23 60V63L22 64H24L25 63V61H26V64H25V66H23V67H25V69H24V71H23V67H22V69H20V70H18V68H17V66H16V63H15V58ZM36 57V58H35ZM45 57V58H44ZM47 57V58H46ZM51 57V58H50ZM60 57V58H59ZM164 57V58H163ZM245 58V59H243V60H241L242 58ZM246 57H248L247 59H246ZM261 57V58H260ZM13 58H14V60H13ZM39 58H41V59H39ZM42 58H44L45 60H42ZM48 58H50V60L48 61L47 59ZM64 58H65V60H64ZM170 58V59H169ZM254 58H255V60H254ZM260 58V59H259ZM2 59V60H1ZM9 59V60H8ZM33 59H36V60H33ZM62 59V60H61ZM258 59H259V61H258ZM64 60V61H63ZM222 60V62H220ZM238 60V61H237ZM244 60H245V62H244ZM247 60V61H246ZM248 60H249V62H248ZM250 60H254V62H252V61H250ZM260 60H261V65H262V67L259 69V67L261 66L260 65ZM2 61H3V63H2ZM11 61V62H10ZM33 61V62H32ZM45 61V62H44ZM62 61H63V63H62ZM175 61V62H174ZM213 61V62H212ZM215 61V62H214ZM235 61H237V63H242V67H240V66H238V65H240V64H235L236 62ZM239 61H241V62H239ZM245 63H243V62ZM30 63V65L31 66H29L28 67V65H29V63ZM59 62H61V63H59ZM66 62H67V64H66ZM170 62V63H169ZM174 64H173V63ZM212 62V63H211ZM246 62H248V63H246ZM253 64H255V65H252V63ZM258 62V63H257ZM40 63H42V65L40 64ZM55 63V64H54ZM57 63V64H56ZM249 63H251V65H252V67H251V65L249 64ZM257 63V64H256ZM6 64V65H5ZM9 64V65H8ZM40 66H39V65ZM47 64V65H46ZM49 64H50V68H48L49 67ZM65 64V65H64ZM246 64H247V66H246ZM249 64V65H248ZM212 65L214 66V68L212 67ZM233 65V66H232ZM234 65H235V68H234ZM236 65H237V67H236ZM258 65H260V66H258ZM26 66H27V69H26ZM34 66V67H33ZM37 66H39L41 69H39V67H37ZM41 66H43V67H41ZM223 66V67H222ZM225 66V67H224ZM233 67V69H236V70H232V67ZM253 66H254V68H256L257 66H258V68H257V70L255 69V70H253L254 68H253ZM256 66V67H255ZM4 67V68H3ZM9 67V68H8ZM12 67V68H11ZM14 67H15V69H14ZM31 67H33L32 69H31ZM44 67H45V70H47V69H49V71H47V73L44 75V77H43V75H41V76H39V73H35L34 71H32V70H35V68H36V70L35 71H41V72H43L42 70H44ZM61 68V70H59L60 68ZM67 67H69V66H67ZM214 69L213 70V74L214 75H216V76H212V78H215L218 82H220V85L222 86L223 84H225V85H223V88H224V86L227 88V90L224 88H222V87H220V85H219V83H217L216 82V80L215 79H213V80H215L214 81V83L213 82H211V81H213V80H210V79H212L211 78V76H210V71H212V68ZM227 67V68H226ZM229 67V68H228ZM231 67V68H230ZM239 67H240V69H242V70H240L239 69ZM247 67V68H246ZM53 68V69H52ZM16 69H17V71H16ZM52 70V72H51V70ZM54 69H56V70H59L60 71V73L61 74H63L62 75V77H61V74L60 73H56L57 71L56 70H54ZM221 69V70H220ZM237 69H239V70H237ZM245 69V70H244ZM66 70V71H65ZM169 70H170V73H169ZM219 70H220V73H219ZM223 70V71H222ZM248 70V71H247ZM259 70H260V72H262L260 75H263V76H258V73H260L259 72ZM58 71V72H59ZM65 71V72H64ZM167 71H168V73H167ZM218 71V72H217ZM227 71V72H226ZM229 71V72H228ZM234 71V72H233ZM235 71L240 75V76H235V75H238V74H235ZM242 71V72H241ZM246 71V72H245ZM16 72V73H15ZM18 72H20V73H18ZM249 72V73H248ZM254 74H253V73ZM258 72V73H257ZM15 73V74H14ZM18 73V74H17ZM22 73L24 74V75H22ZM65 73V74H64ZM164 73H165V76H164ZM167 73V74H166ZM233 73H234V75H233ZM246 73L248 74V76H249V74H250V76L249 77H246L247 75H246ZM36 74V75H35ZM52 74V75H51ZM54 74V75H53ZM59 74V75H58ZM211 74H212V72H211ZM227 74V75H226ZM19 75V76H18ZM22 75V76H21ZM51 75V76H50ZM65 75V76H64ZM67 75V76H66ZM227 76L226 78H224V76ZM229 75L231 76L230 77V79L231 78H233V79H235V77L237 78V77H241V80H242V82H243V84L239 81V79L240 78H237L238 79V81H237V79H235V81H237V82H235V81H232V83L233 82H235V85H234V83L232 84V83H230L231 82V80H229L228 78H229ZM232 75H233V77H232ZM246 75V76H245ZM257 75V76H256ZM11 76V77H10ZM56 76H58V77H56ZM64 76V77H63ZM160 76V77H159ZM163 76V77H162ZM199 76H200V81H199ZM218 76H219V78H218ZM223 76V77H222ZM244 76V77H243ZM19 78V80H17L18 78ZM38 78V79H40V80H38V79H35V78ZM41 77V78H40ZM50 77H53V79H51ZM202 77H205L204 79L202 78ZM221 77V78H220ZM243 77V78H242ZM43 78H47V80H45V79H43ZM49 78V79H48ZM55 78H60V80H56ZM63 78H65V81H63L62 79ZM167 78V79H166ZM183 78H186V77H183ZM182 78V80H185V79H183ZM206 78L209 80H207V82L208 83H206ZM218 78V79H217ZM246 79V82L247 83H250V84H246V82L245 81H243V80H245ZM248 78H249V81H248ZM262 80V81H259L260 79ZM55 79V80H54ZM3 81V83H2V81ZM6 80H7V82H6ZM12 80V81H11ZM14 80V81H13ZM16 80V81H15ZM25 80V81H24ZM29 80V81H28ZM44 80V81H43ZM53 80L56 82H54L53 83ZM222 80V81H221ZM9 81H11V83L12 84H15L14 85V87H10L9 85H11V84H9L10 82ZM46 81V82H45ZM52 81V82H51ZM165 81V82H166ZM197 81V82H196ZM224 81V82H223ZM251 81V82H250ZM256 81H258V83L256 84L255 82ZM9 82V83H8ZM42 82V83H41ZM45 82V83H44ZM47 82H49V83H47ZM60 82V83H59ZM196 84H195V83ZM205 82V83H204ZM223 84H222V83ZM245 82V83H244ZM263 83V85H262V83ZM62 83V84H61ZM102 83H104V81H102ZM185 84V85H183V84ZM236 83L238 84L237 86L238 87H236ZM240 83H241V85H240ZM254 85V84H256L255 86H252V84ZM20 84V85H19ZM54 86H53V85ZM207 84V85H206ZM210 84V85H209ZM212 84V85H211ZM217 86H216V85ZM6 85H8V86H6ZM18 85V86H17ZM22 85V86H21ZM179 85H181V86H179ZM178 86L180 87V89L182 88V89H185V87H183V86H186V80L185 81H182L181 82V84H179ZM215 85V86H214ZM231 86L230 88L232 89V87L233 86H235L236 87V93L238 94H236L233 90H235V87L231 90L232 92H234L235 93V95L236 96H234V93L232 94V92H231V94L229 93V92H226L225 94H223L225 91L224 90H226V91H230V88L228 89V87L227 86ZM233 85V86H232ZM245 85V86H244ZM248 87H247V86ZM250 85H251V88L252 89H250ZM259 87H258V86ZM11 86H13V85H11ZM21 86V87H20ZM24 86V87H23ZM34 86V87H33ZM51 86V87H50ZM62 87V89H60L61 87ZM204 86H213L212 88L210 87H204ZM219 86V87H218ZM261 86H263V87H261ZM9 87V88H8ZM16 87V88H15ZM54 87V88H53ZM58 87V88H57ZM79 86H77V87H75V89L76 88H78ZM175 87H177V85L176 84H174L172 87H171V90H173ZM195 87V88H194ZM216 87V88H215ZM239 87H240V90L241 91H239ZM241 87H243L244 89L242 90V88ZM246 87L248 88V90H246ZM253 87H256V88H253ZM57 88V89H56ZM85 87H79V89H77L76 90V92H80L79 94L78 93H76V92H74L76 95H78V99H80L81 97H82V95L86 92V89L87 88H85ZM105 87H103V89H104ZM213 88H215V89H213ZM237 88H238V90H237ZM259 88H263V90H261V89H259ZM8 89V90H7ZM11 89V90H10ZM19 90V92H18V90ZM34 89V90H33ZM48 89H49V91H48ZM53 89V90H52ZM181 89V90H182ZM209 89V90H208ZM212 89V90H211ZM255 91H254V90ZM256 89H258L259 91H261L260 93L256 90ZM24 90V91H23ZM45 90V91H44ZM58 90H62V91H58ZM249 90H250V92H249ZM39 91H42V92H39ZM47 91V92H46ZM51 91V92H50ZM183 91V90H182ZM195 91H197V92H195ZM221 91H223V92H221ZM244 91H248V92H245L244 93ZM256 92V93H253V92ZM21 92V93H20ZM29 92H31L30 94V96H28V94L27 93H29ZM33 92V93H32ZM83 94H82V93ZM200 92V93H199ZM210 92L208 93L209 94V96H211V94H210ZM238 92H240V94L241 95H244L243 97L245 98V99H243V100H246V101H248V102H245V104L244 103H242V102H244V101H242V99L240 98L241 97V95L238 93ZM254 94V96L256 95V97H254L253 95H251L252 93ZM258 92V93H257ZM25 93V94H24ZM49 93V94H48ZM55 93V94H54ZM58 93V94H57ZM200 95H199V94ZM247 93V95H250V98H249V96H246L245 94ZM263 93H264V91H263ZM21 94H22V96H21ZM74 94V95H75ZM202 94V95H201ZM232 95V97H235V98H233L234 99V101H233V99H232V97H231V99H230V97H227V96H229V95ZM12 95V96H11ZM35 95V96H34ZM58 95H60V96H58ZM80 95V96H79ZM214 95H212L213 97H207L208 95L206 94L205 95V97H203L202 99H205L206 97V99H207V101L205 102V100L204 101H201V100H199L200 102H199V105H201L202 106V102H205L204 104H206L208 101L210 102V100H208V99H215V97H214ZM222 95V96H221ZM225 95V96H224ZM257 95H258V97L259 98H261V99H259V101L257 100ZM32 96V97H31ZM55 96V97H54ZM218 96V97H217ZM237 96L239 97V98H237ZM247 98H246V97ZM253 96V97H252ZM20 97V98H19ZM28 97V98H27ZM29 97H31V98H29ZM53 97V98H52ZM56 97H58L57 99H56ZM219 97H221V98H219ZM242 97V98H243ZM252 97V98H251ZM27 98V99H26ZM36 98H39V99H36ZM200 98V97H199ZM253 98H254V100L256 99L257 101H255V102H257L256 104H255V102H254V100H253ZM40 99H41V101H40ZM44 99V100H43ZM48 99H50V100H48ZM57 100V102H56V100ZM213 99V100H214ZM217 99H216V102H217ZM226 99H228L227 101H229V99L231 100V102H232V104H228V102L226 103ZM241 99V100H240ZM252 99V100H251ZM263 99H264V97H263ZM43 100V101H42ZM55 100V101H54ZM235 100H237V101H239V102H236ZM252 102H251V101ZM28 101H30V102H28ZM38 101V102H37ZM242 101V102H241ZM31 102H33V103H31ZM54 102V103H53ZM209 102H208V104H209ZM250 102V103H249ZM254 102V103H253ZM30 104V106L28 105V104ZM47 105H46V104ZM51 103V104H50ZM57 103L59 104V105H61V106H59V105H57ZM67 103H69V104H67ZM235 103V104H234ZM242 103V104H241ZM249 104V106L251 105V103H252V106H254V107H252V106H250V107H252L251 109H250V107L248 106V104ZM263 103V104H262ZM38 104H39V106H38ZM44 104V105H43ZM208 104H206L205 105V107L207 106L208 107ZM234 104V105H233ZM238 104V105H237ZM240 104L242 105V107L240 106ZM258 104H259V106L261 107V108H258L257 106H258ZM16 105V106H15ZM28 105V106H27ZM33 105V106H32ZM56 105H57V107H56ZM257 105V106H256ZM17 106H19L20 107V109L17 107ZM47 106V107H46ZM51 106H53V108H51ZM58 106H59V109H57L58 108ZM231 106H233V107H231ZM249 108V110H248V108ZM256 106V107H255ZM30 107V108H29ZM39 107V110L37 109ZM41 107V108H40ZM42 107H45V108H42ZM64 109H63V108ZM67 107V108H66ZM203 107H204V105H203ZM247 109H246V108ZM0 108H1V102H0ZM61 108V109H60ZM69 108L71 109L70 111H68L69 110ZM103 108H107V106H105V107H103ZM234 108V109H233ZM19 109V110H18ZM47 109V110H46ZM48 109H50L49 111H48ZM56 109V110H55ZM75 111H74V110ZM243 109V110H242ZM245 109L246 110H248L249 111V113L250 114H248V113H245V112H248V111H245ZM256 109H257V112H256ZM258 109H262L261 111H260V114H262V115H258L259 114V112H258ZM17 110V111H16ZM55 110V111H54ZM61 111L60 113L58 112V111ZM64 110V111H63ZM241 110V111H240ZM251 110H252V112H253V117L252 116H248V115H251ZM10 111H11V113H10ZM18 111H19V113H18ZM53 111V112H52ZM73 111V113H71ZM103 112V113H100V112ZM105 111L107 112V114H108V116H107V114L105 113ZM220 111H222V114H227V112H228V116L230 117L231 115H232V117H237V118H232L231 119V117H230V119L227 117L226 119H225V117H223V116H225V115H222L221 113H220ZM231 111H232V113L235 115H233L232 113H231ZM256 113H255V112ZM14 112V113H13ZM45 112V113H44ZM51 113L52 112V114H50L49 115V113ZM67 112V113H66ZM70 112V114H68ZM235 112H236V114H235ZM3 115H7L6 116V118H4V116H2V114ZM5 113V114H4ZM7 113V114H6ZM48 113V114H47ZM60 114V115H58V114ZM245 113V114H244ZM53 114H56L57 116H53ZM62 114V115H61ZM98 114V115H97ZM100 114V115H99ZM111 114V115H110ZM257 114V115H256ZM10 116V119H9V116ZM19 115V116H18ZM67 117H66V116ZM68 115L70 116L71 115V117H69L68 118ZM73 115H74V118H73ZM77 116V119H76V116ZM97 115V116H96ZM104 115V116H103ZM113 115V116H112ZM221 115H222V117L223 118H221ZM255 115V116H254ZM14 116H15V120H16V122L14 121ZM16 116H17V118H16ZM48 116V117H47ZM63 116V117H62ZM64 116H65V119H64ZM107 116V117H106ZM210 117V119H209V117ZM259 117L260 119H262L263 118V122L262 121H260V119L259 118H257V119H259L258 121H257V119H255V117ZM20 117V118H19ZM52 117H55L56 118V121H57V119H58V123L60 122L59 120H61V122H62V124H60V127H62V128H60L59 127V124L58 123H56V121L54 120V118H52ZM58 117H60V118H58ZM91 117V118H90ZM99 117V118H98ZM103 119H102V118ZM104 117L106 118V119H104ZM112 117V119H110ZM205 117H207V118H205ZM215 117H217L218 119L216 120L215 119ZM244 117V118H243ZM251 117V118H250ZM12 118V119H11ZM67 118V119H66ZM72 118V121L70 120ZM78 118H80V119H78ZM86 118V119H85ZM87 118H88V121H86L87 120ZM90 118V119H89ZM95 118H97V119H95ZM100 118H101V120H100ZM204 118L205 119H207L208 121H210V122H204L203 123V120H204ZM36 119H38V120H36ZM93 119H95V121L93 120ZM99 119V121H97ZM222 120V123L221 124H219V121H221ZM227 120V121H229V122H225L226 123V125H225V123L223 124V122L225 121V120ZM238 119V120H237ZM243 119H244V121H243ZM7 121V122H4V121ZM12 121V122H10V121ZM18 120H19V122H18ZM33 120H36V121H33ZM44 120V121H43ZM64 120H66V121H68L67 123H65V121ZM70 120V121H69ZM90 120V121H89ZM106 120H108V121H106ZM213 120L215 121L216 120V122H213ZM231 120H232V122L234 123H232L231 122ZM236 120V121H235ZM3 121V122H2ZM53 121V122H52ZM74 121V122H73ZM91 121H92V123H91ZM194 121H196V122H194ZM199 121V122H198ZM202 123H201V122ZM204 121H206V120H204ZM213 122V124H214V127L217 125V127L219 128L220 126H222L221 128H219V130H220V132L219 133H217V130H212L213 128H212V126H213V124H211L212 122ZM239 121V122H238ZM254 121H257V123L255 124V122ZM21 122H22V124H21ZM46 122L50 125L51 123H52V126L50 125H46ZM76 122V123H75ZM99 122V123H98ZM197 125V127L198 128H200V129H198L197 127H196V125H194V123ZM217 122H218V124H217ZM242 122H245V123H242ZM6 123H7V125L8 126H10L9 128H11L10 130H8V127H7V125H6ZM8 123H10V124H8ZM13 123H14V125H13ZM63 123H64V125H74V128L76 129V131L80 134V135H78L77 136V134L78 133H76V134H74V135H76V136H73V134H70V136H71V138H70V136L68 135L69 134V132L67 131V127L65 126V128H64V125H63ZM74 123V124H73ZM94 123V124H93ZM101 123V124H100ZM103 123V124H102ZM207 123V124H206ZM215 123H216V125H215ZM253 123V124H252ZM262 123V124H261ZM17 124V125H16ZM45 124V125H44ZM54 124V125H53ZM90 125V127L88 126V125ZM201 124H202V126H201ZM223 124V125H222ZM242 124H243V128H241L242 127ZM249 124H252V125H249ZM255 124V125H254ZM260 124V125H259ZM5 125H6V127H5ZM23 125V126H22ZM57 125V126H56ZM62 125V126H61ZM68 125V126H69ZM77 127H76V126ZM85 125V126H84ZM91 125H92V127H94L95 125V127L94 128H92L91 127ZM194 125V126H193ZM207 125V126H206ZM226 126V127H223V126ZM248 126V129H247V126ZM256 125H258L257 127H256ZM1 126H2V128H1ZM13 126V127H12ZM14 126H17V127H14ZM19 126V127H18ZM29 126L31 127L30 128V130H29ZM46 126H48V127H46ZM56 126V130H55V128H53V127H55ZM84 126V127H83ZM86 126H87V128H89L90 129V131H89V129H87L86 128ZM99 126H101V127H99ZM232 126V127H231ZM252 126H254V127H252ZM261 126V127H260ZM33 127V128H32ZM40 129V128H43V129H49V130H55L54 132L52 131V133L54 134L55 132H57V131H59V132H57L56 134H55V136H54V138H56V139H54V143L52 144L53 146H55V148L52 146V148H50V149H48L47 150V152H51L52 154L51 155H53L54 154V152L56 151V153H55V155H53V157L54 156H57V157H60V156H62V157H60V158H57L58 160H60L61 158H64V159H62V161H64L65 160V158H66V160L68 159V157L67 156H75V158H74V156L73 157H69V159L71 158V160H72V163H74L76 160H77V158H76V156L79 158L78 159V162H75L73 165H75L76 163V165L77 166H79V167H76V165H75V169H72V168H74V167H72L71 168V166H70V162H71V160H67V161H65V162H67L66 164H65V162H63L62 163V161L60 160V162L68 169L69 167H70V169H68V171L69 172H67V173H71L70 175L72 176V177H70V176H68V177H70L69 179L70 180H74V182H72L71 181V184H67L66 182L64 183L63 181H64V179L66 180V178H67V180H68V177L66 176V175H69V174H67L66 172H64L65 170L67 171V169L62 165L61 166V164L59 163V161L58 160H56V158H55V162H54V165H53V163H51V162H53L54 161V159H53V157L50 155V154H48L47 153V156L46 157H48V155H50L49 157H50V159H51V161L49 162V163H51L50 165L48 164V162H46L48 165V170L50 171H48V170H46L47 168H45V171H48L49 172V176L52 174L51 172H53V171H55V173H56V170H57V164H56V162L58 161V163H59V168H58V170H57V173L56 174H58L59 172L58 171H60V170H63L64 168H65V170L64 171H60L61 173H60V175L62 174V177L63 176H66V177H64V178H60L59 176H57L54 172V174L57 176V177H59V178H57L56 176H54V175H51V176H53V180H52V177L50 178L49 176H47L46 178H45V176H46V174H43L45 171H44V169H41V168H39L38 166H39V164H40V162L42 161V156H45V155H43V154H46L44 151H43V149L40 147V146H38V144L35 142V145H32V146H27V144H26V147H27V149L28 150H23L22 149V147H20V145H22L23 147L25 146V144L24 143H26V141L29 139V137H31L33 134H34V131L37 129ZM58 127V128H57ZM80 127V128H79ZM195 127L198 129V130H200L199 132H201V134L199 133V132H196L197 131V129H195ZM205 127H206V129H205ZM211 127V128H210ZM249 127H251V128H249ZM13 128V129H12ZM15 128V129H14ZM17 128H20V129H18L17 130ZM65 130H64V129ZM78 128V129H77ZM100 128V129H99ZM203 128V129H202ZM210 128V129H209ZM216 128V127H215ZM225 128H226V130H225ZM256 128V129H255ZM260 129V133H259V129ZM26 129V132L24 133V130ZM59 129H61V130H59ZM85 129H87V130H85ZM92 129V130H91ZM96 129V130H95ZM245 129V130H244ZM253 130V131H251V132H249V130ZM85 130V131H84ZM97 130H99V131H97ZM202 130H204L203 132L205 133H203L202 132ZM208 130H211V131H208ZM218 130V131H219ZM222 130H223V132H222ZM30 131V132H29ZM33 131V132H32ZM214 131V132H213ZM225 131V132H224ZM237 131H238V133H237ZM14 132V133H13ZM64 132V133H63ZM97 132V134L95 135V133ZM129 132H131V131H129ZM128 132V137H129V140H137V136H136V134H135V132H134V134H133V132H131V134ZM209 132V133H208ZM212 132V133H211ZM7 133H9V136H8V134ZM17 133L19 134V135H17ZM20 133H22L21 135L23 136V138H21V135H20ZM28 133V134H27ZM86 133V134H85ZM214 133V134H213ZM224 133V134H223ZM228 133H230V134H228ZM234 133H236V134H234ZM6 134V135H5ZM10 134H14L15 135V137L14 136H12V135H10ZM30 134V135H29ZM83 134V135H82ZM92 134H94L93 136H92ZM216 134V135H215ZM217 134H218V136H217ZM220 134V135H219ZM221 134L223 135V136H221ZM226 134H228V135H226ZM231 134H233V135H231ZM240 134V135H239ZM60 135V136H59ZM63 136V138H62V136ZM66 135V136H65ZM81 135H82V137H81ZM213 135V137H211ZM245 135V136H244ZM251 135V136H250ZM2 136H4V137H2ZM65 136V137H64ZM69 138H68V137ZM91 138H90V137ZM215 136V137H214ZM225 136H226V138H225ZM227 136H228V139H232V141L234 142H229L230 140H226L227 139ZM236 136V137H235ZM260 136V137H259ZM11 138V141H13L12 143H11V141H10V138ZM16 137H17V139H16ZM81 137V138H80ZM88 137V138H87ZM224 137V138H223ZM234 139H233V138ZM259 137V139H257ZM5 138H7L8 139V141H7V139H5ZM68 138V139H67ZM82 139V141L84 142V140L86 141V142H84L83 144H80V147H82L81 145H83V148L84 149H82V148H80L79 147V145H77L76 143H75V141L73 140V139ZM95 138V139H94ZM98 139V144H97V142L95 141V140H97ZM133 138V139H132ZM136 138V139H135ZM215 138V139H214ZM261 138V139H260ZM5 139V140H4ZM22 139H23V141H22ZM59 139H62V140H59ZM94 139V140H93ZM219 139H220V141H219ZM55 140H56V142H55ZM58 140V141H57ZM64 140H66V141H64ZM73 140V141H72ZM92 140V141H91ZM100 140V141H99ZM216 140V141H215ZM224 140V141H223ZM236 140H239L238 142H236ZM250 141V140H252V142L251 143H255V144H257V145H255V144H251V145H253V147L251 148V146L250 147H248V145H250V143L248 142V141ZM3 141H5L4 143L6 144V146H5V144L3 143ZM15 141V142H14ZM19 141L21 142V144L19 145ZM62 143H61V142ZM68 141L69 142H72V143H70L69 145V147H68ZM93 143L92 145L89 143ZM24 142V143H23ZM64 142V143H63ZM95 142V143H94ZM222 142H224V143H222ZM226 142H228V143H226ZM246 142V143H245ZM11 145H10V144ZM23 143V144H22ZM59 143V144H58ZM74 143L76 144V147L78 148V150H76V152H80V153H76L75 152V148L76 147H73L74 146ZM85 143H87V144H85ZM235 143H240L241 145L240 146H238V145H236ZM4 144V145H3ZM8 144V145H7ZM63 144H64V146H63ZM71 144H73V145H71ZM85 144V145H84ZM88 144H90V145H88ZM96 144V145H95ZM215 146V147H217V149L213 146V145ZM224 144V145H223ZM225 144H227V145H225ZM234 144V145H233ZM246 146H245V145ZM258 144H259V146H261L260 147V152L258 151L259 150V148H258ZM12 145H14L13 147H12ZM15 145H17V146H15ZM57 145V146H56ZM218 145H219V147H218ZM221 145V146H220ZM231 145V146H230ZM11 146V147H10ZM60 146H61V148H60ZM66 146V147H65ZM71 146H72V148H71ZM87 148H85V147ZM89 146H91L90 148H88ZM99 146V147H98ZM126 146V144H124V147ZM226 146V147H225ZM235 146H236V148H239L238 150H237V152H239V153H236L235 151ZM2 147V148H1ZM6 147H7V150H6ZM15 147V148H14ZM26 147H24L25 149H26ZM39 147V148H38ZM65 147V148H64ZM93 147V148H92ZM96 147V149H94ZM98 147V148H97ZM222 147H223V149H222ZM224 147H225V150H227L228 151V149H229V151L227 152V151H224ZM230 147V148H229ZM241 147H246V150H247V153L245 152L246 150H242L243 148H241ZM255 147H257V148H255ZM8 148H11V150H9ZM17 148H18V150H19V155H21L20 157L21 158H19V159H21V161H19V159H18V157H19V155H18V153H17ZM21 148V149H20ZM69 148V149H68ZM76 148V149H77ZM231 148H233L232 150H234V155L236 156V157H238L239 158V156H237V154H239L240 155V157L241 156H243V157H241V158H239L240 159V167L241 168H239V164H238V162H236L237 160L235 159V162H234V158L233 157H235L234 155H232L233 154V151L231 150ZM235 148V149H234ZM251 150H250V149ZM13 149H15V150H17V151H14ZM31 149V150H30ZM37 151H36V150ZM41 149V150H40ZM57 149V150H56ZM60 149V150H59ZM63 149H66V151L65 150H63ZM254 149H255V151H254ZM257 149V150H256ZM262 149V150H261ZM30 150V151H29ZM33 150H34V152H33ZM60 151V153H58L59 151ZM71 150V151H70ZM84 150V151H83ZM21 151V152H20ZM22 151H23V153H22ZM40 151H42V153H40ZM69 151V152H68ZM243 151V152H242ZM27 152H30V153H32L33 154V156L35 157V156H37L36 158H37V162L35 161V158L34 157H26L27 159H25V155L27 156ZM36 152V153H35ZM38 152V153H37ZM65 152V153H64ZM223 152L225 153V152H227V153H225V154H227V155H229L230 154V156H227V155H225V154H223ZM229 152H231V153H229ZM241 152V153H240ZM245 152V153H244ZM250 152V153H249ZM251 152H252V154H251ZM255 152L256 153H258V155H259V157H261L260 159H262L261 161H260V159H256V157H257V154H255ZM24 154V155H22V154ZM40 153V154H39ZM60 154L59 156L58 155H56V154ZM64 153V154H63ZM70 153V154H69ZM75 153H76V155H75ZM242 153H244V154H247V156H249V157H247V156H245V155H242ZM250 155H249V154ZM37 154H39V155H37ZM73 154V155H72ZM110 154V155H109ZM12 155V156H11ZM17 155V156H16ZM41 155V156H40ZM64 155V156H63ZM67 155V156H66ZM214 155V156H213ZM252 155V156H251ZM38 156H40V157H42L41 159H39V157ZM82 156V157H81ZM109 156V157H108ZM113 156V157H112ZM216 156H217V158H216ZM224 156H227L229 159H227V157H224ZM233 156V157H232ZM15 159V160H13V158ZM46 157H44L43 158V160H44V162L43 163H45V161H49L50 159H47ZM81 157V158H80ZM104 157V158H105ZM235 157V158H236ZM246 157H247V162H246V160H245V162H243L244 160V158L246 159ZM258 157V158H259ZM45 158H46V160H45ZM83 158V159H82ZM215 158V159H214ZM219 158V159H218ZM222 158H223V162H222ZM224 158H225V161H224ZM233 159V161H231L232 159ZM237 158V159H238ZM16 159H18V160H16ZM23 159V160H22ZM40 160V162H39V160ZM114 159H116V160H114ZM210 159V160H209ZM213 159V160H212ZM217 159V160H216ZM221 159V160H220ZM12 160V161H11ZM27 160V161H26ZM30 160V161H29ZM216 160V162L215 163H212L213 161H215ZM227 160L228 161H230L231 162V164H230V162L228 163L227 162ZM241 160H243V161H241ZM249 160L251 161V162H249ZM24 161V162H23ZM74 161V162H73ZM82 161V162H81ZM239 161V160H238ZM256 161H258V167L260 168V170H257V166H254V164H257V163H255ZM15 164H14V163ZM18 162V163H17ZM22 162V163H21ZM33 162H35L34 163V165H33ZM80 162H81V164H80ZM202 162L204 163V162H206L207 163V165L204 163V164H202ZM221 162V163H220ZM226 162V163H225ZM24 163V164H23ZM38 163V164H37ZM45 163V164H46ZM68 163H69V167H68ZM71 163V164H72ZM209 163H211V164H209ZM223 163V164H222ZM244 163H249L250 165H252V166H250V167H252V168H249V169H252V170H249L248 168H246L247 170H246V172H245V174L243 173V171L245 170L244 168H243V165H244ZM262 163V164H261ZM14 166H13V165ZM21 164V165H20ZM31 164H32V166H31ZM112 164V165H111ZM124 164V165H123ZM216 164H218V166H216ZM227 164V165H226ZM237 164V165H236ZM242 164V165H241ZM23 165H25L24 167H22ZM67 165V166H66ZM80 165H81V170H79L80 169ZM207 166L208 168H206V167H204V166ZM208 165H210L211 167H213L214 169H216V170H214L213 168H211L210 166H208ZM221 165V166H220ZM236 165V166H235ZM260 165V166H259ZM18 166V167H17ZM45 165H43V167H44ZM47 166H45V167H47ZM51 166V167H50ZM198 166H202V167H204V168H202L201 167V169H200V171L201 172H199L198 170V174L196 173V168H198ZM214 166H216V168L214 167ZM224 166H225V170L223 169L224 168ZM228 166H229V169H228ZM232 166V168H230ZM233 166H235L234 167V169H233ZM238 166V167H237ZM54 167V168H53ZM56 167V168H55ZM86 169V170H84L83 171V169L84 168ZM123 167V168H122ZM209 167H210V169H211V171H210V169H209ZM255 167V168H254ZM263 167V168H262ZM18 168V169H17ZM24 168V170H22ZM38 168L41 170V171H43V173L42 172H40L39 170H38ZM53 168V169H52ZM78 168V169H77ZM218 168H219V171H218ZM19 169H20V171L22 172V171H24V174H22V173H20V171H19ZM56 169V170H55ZM116 169H118V171L116 170ZM206 169H208V170H206ZM220 169H222V171H224V172H226V173H224V172H222ZM242 169H244V170H242ZM253 169H255V170H253ZM72 170H73V172H76V173H78L77 175L78 176H80L78 179H76L78 176L76 175V173H74V175H75V177H74V175H73V172H72ZM206 170V171H205ZM213 170V171H212ZM240 170V171H239ZM261 170H263L262 172H261ZM19 171V172H18ZM103 171H105V172H103ZM208 171V172H207ZM214 171H216V172H214ZM221 171V172H220ZM236 171L238 172V174H236ZM242 171V172H241ZM252 171H254L255 173L253 174V172ZM0 172H2V170L0 171ZM82 172L84 173L83 175H82ZM86 172H88V173H86ZM89 172L91 173V174H93L94 172V174L92 175V177L93 176H96L95 178L96 179H94V177L92 178H90V176H91V174H89ZM107 172V173H106ZM203 172V173H202ZM206 172V173H205ZM211 172V173H210ZM231 174H230V173ZM235 172V173H234ZM240 172H241V174H240ZM251 172V173H250ZM42 173V174H41ZM66 173V174H65ZM100 174V175H96V174ZM110 173V174H109ZM209 173H210V175H209ZM229 173V174H228ZM0 174H2V173H0ZM22 174V175H21ZM65 174V175H64ZM86 174V175H85ZM88 174V175H87ZM103 174V175H102ZM105 174V175H104ZM108 174V175H107ZM200 174V175H199ZM204 174H208V175H204ZM225 174V176H226V178H225V176H224V178H223V175ZM244 174V175H243ZM101 175L104 177H101ZM241 175H243V176H241ZM252 175V176H251ZM24 176V177H23ZM84 176V177H83ZM99 176H100V178H99ZM109 176V177H108ZM209 176V177H208ZM230 176V177H229ZM231 176H232V178H231ZM235 176V177H234ZM244 176H245V178H248V179H245L244 178ZM28 179H27V178ZM36 177H38V178H36ZM85 177H86V180H88L89 178V180L90 181H92V182H94V184H91L92 182H90V183H88V181H85V182H87L86 183V185L85 186H83L84 184H85V182H82L84 179H85ZM98 177V178H97ZM106 177H108V178H106ZM205 177V178H204ZM234 177V178H233ZM26 178V179H25ZM48 178H50L51 179V183H50V181H49V179ZM55 178H57V179H55ZM80 178H82V179H80ZM101 178H103V180L104 181H102V179ZM111 178V179H110ZM202 179V180H200V179ZM208 178V179H207ZM213 178V179H212ZM237 178V179H236ZM253 178V179H252ZM35 179H37V180H35ZM40 181H39V180ZM59 179H63L62 181L61 180H59ZM82 180L81 182H79L80 180ZM110 179V180H109ZM212 179V180H211ZM223 179L225 180V181H223ZM227 179V180H226ZM235 180V183H234V180ZM240 179V180H239ZM243 179H245L246 181H247V184H248V182H249V184L248 185H252L251 187L249 186V188L250 189H252V190H250V189H248V185L243 181ZM262 179V180H261ZM57 180V181H56ZM59 180V181H58ZM79 180V181H78ZM97 180V182H100V183H98L99 185H97V183L95 182ZM98 180H100V181H98ZM107 180H108V182H107ZM206 180V181H205ZM229 180H231V181H229ZM249 180H253V181H249ZM255 180V181H254ZM257 180V181H256ZM258 180H260V182H258ZM38 181H39V183H38ZM48 181V182H47ZM53 181V182H52ZM54 181H55V183L56 182H62V184L64 183L65 184V186H64V184L62 185V186H60L59 187V185L61 184V182L60 183H56L57 185H58V187L60 188H58L59 189V191H61L62 192V194L63 195H67L68 194V196H65L66 197V201H65V198H64V200H62L63 199V197L61 196L62 194H60L59 192V195L56 193H54V197H53V199L51 200H49V205L52 207V208H50L49 207V205H45L44 207H43V209H42V212H41V209L39 208V210L40 211H38L37 209H38V207H39V205H40V202L42 201V199H43V196L45 195L44 194V190H46L47 188H48V186L50 185V187L48 188V189H50V188H52L53 186H55L56 184L54 183ZM77 181V182H76ZM198 181V182H199ZM228 183H227V182ZM240 181V182H239ZM241 181L243 182V183H241ZM38 183V185H37V188H35V186H36V184L35 183ZM41 182V183H40ZM46 182V183H45ZM68 182H70V181H68ZM224 182V183H223ZM225 182L228 184H225ZM237 182H239V183H241V184H238ZM254 182V183H253ZM256 182H258V184H261L260 186L256 183ZM46 185H45V184ZM72 183H74V184H72ZM77 183L82 187H79V185H77ZM81 183V184H80ZM83 183V184H82ZM212 183H214V184H212ZM223 183V184H222ZM251 183V184H250ZM256 183V184H255ZM1 184H2V186H1ZM42 184V185H41ZM52 184V185H51ZM54 184V185H53ZM66 184L68 185V187L66 186ZM76 184V185H75ZM87 184L89 185L88 187V189L89 190H91L93 187H95L96 188V186L95 185H97L98 187H97V189H92V190H94L92 193H91V191L90 192H88V193H90V194H88L87 193ZM101 184H103V185H101ZM105 184H107L106 186H105ZM219 184V185H218ZM233 184V185H232ZM234 184H235V186H234ZM242 184H244V185H242ZM253 184L255 185V186H253ZM40 185V186H39ZM57 185H56V188H57ZM72 187H71V186ZM75 185V186H74ZM94 185V186H93ZM227 185V186H226ZM232 185V186H231ZM240 185L241 186V188H240V186L238 187V186ZM39 186V187H38ZM74 186V187H73ZM78 186V187H77ZM102 186V187H101ZM105 186V187H104ZM228 186H229V188L231 189H229L228 188ZM235 187V189H236V191H237V194H235V195H233L234 193H236V191L234 190V187ZM242 186H243V190H242ZM32 187V188H31ZM46 187V188H45ZM66 187V188H65ZM76 187V188H75ZM92 187V188H91ZM109 187V189H107V188ZM233 187V188H232ZM246 187V188H245ZM252 187H254V189L252 188ZM5 188V187H4ZM67 188H70V195H69V193H66V192H68V190H67ZM80 190H79V189ZM83 188H85V190L83 189ZM100 188H102L101 190H100ZM106 190H105V189ZM226 188L228 189V190H226ZM240 188V189H239ZM258 188V189H257ZM260 188V189H259ZM263 188V189H262ZM41 189V190H40ZM61 189H63V190H65V191H63V190H61ZM83 189V192L81 191ZM87 189V190H86ZM217 189V190H216ZM224 189V190H223ZM34 190H37V192L36 191H34ZM39 190V191H38ZM74 190H78V192H77V195H76V197L75 198H80V199H78V200H81V197H83L82 195H84L86 198L85 199H88L89 198V195L90 196H92V195H94V196H92V197H90V199H88L87 201H84V200H81L80 201V203H81V205H83L82 207H84V208H80V206H78L77 205V199H75L74 198V200H76V201H74V200H72L73 199V197L75 196L73 193L75 192H73ZM88 190V191H89ZM98 191L97 193H96V191ZM109 191V193L108 192H105L104 193V191ZM222 190H223V192H222ZM229 190H230V193H231V195H229L228 197H231V198H228L227 199V196H226V198L224 197L225 196V194L226 195H228V192H229ZM238 190H242L241 191V193L242 192H244V194L242 193V195L240 194V192L238 191ZM246 190V191H245ZM256 191V192H254V191ZM27 193H26V192ZM41 191H42V193H41ZM73 193H72V192ZM79 191H81L82 193H84V194H82L81 192H79ZM228 191V192H227ZM234 191V192H233ZM252 191V192H251ZM28 192H30L29 193V195H28V198H27V195H25V193L26 194H28ZM32 192H33V195H31L32 194ZM36 194H35V193ZM38 192L40 193V196H41V201H39L40 199V196H39V194H38ZM64 192L66 193V194H64ZM75 192V193H76ZM86 192V193H85ZM246 192H247V194H246ZM253 192H254V194H253ZM82 194V195H79V194ZM102 193H104V194H102ZM112 193V194H111ZM125 193H127V192H125ZM217 193V194H216ZM220 193H221V195H220ZM223 193H225L224 194V196H222L223 195ZM229 193V194H230ZM241 195V196H239V194ZM250 193H252L251 195H249ZM255 193H256V196L259 198H253V196H255ZM0 194V195H1ZM35 194V195H34ZM43 194V195H42ZM92 194V195H91ZM110 194V195H109ZM17 195V196H16ZM22 196V197H19V196ZM33 196V198L31 197V196ZM37 195V196H36ZM57 195L59 196V197H57ZM73 196V197H71L70 198V196ZM88 195V196H87ZM111 197H113L114 199L113 200H115L112 204H114V205H112L110 202H112L113 200L111 199V198H109V196ZM237 195H238V197L239 198H237ZM246 195H249V196H247L248 198H250L251 197V199H250V201H248L249 199L248 198H246ZM79 196H81V197H79ZM221 196V197H220ZM245 196V197H244ZM260 196V197H259ZM4 197H6V198H4ZM17 197H19V198H17ZM27 198V200H28V202H27V200H26V202L24 201L26 198ZM67 197H68V199H67ZM88 197V198H87ZM109 198V199H107V198ZM127 197V198H126ZM224 197V198H223ZM236 197V198H235ZM21 198H24L23 200L21 199ZM29 198H31L32 199V201L29 199ZM35 198V199H34ZM58 198H60V199H57ZM243 198V199H242ZM246 198V199H245ZM261 198H263V199H261ZM8 199H9V201H8ZM56 199V200H55ZM83 199V198H82ZM230 199V200H229ZM232 199V200H231ZM240 199H242V201L240 200ZM253 199H255L254 201H255V203H256V205H254V202H251ZM12 200V201H11ZM31 201V203H29L30 201ZM35 200H37V203L38 204H36L35 202ZM71 200V205L69 204L70 201ZM107 200H109L110 202V204L112 205L111 206V210L109 209V205H108V201ZM112 200V201H111ZM5 201H8V202H5ZM33 201H35V202H33ZM53 201V203H51V202ZM60 201H62V203L63 204H66V206L65 207H63V204H62V207H61V203H60V206L59 205H57V203L59 204V202ZM73 201V202H72ZM90 201V202H89ZM124 201H126L125 203H123ZM228 201H230V203H232L231 205H229V207H228V205H226V204H230ZM232 201V202H231ZM239 201H241V202H244V204L243 203H240L239 204ZM33 202V203H32ZM65 202V203H64ZM68 204H67V203ZM82 202H89V203H82ZM127 202H129V203H132L133 204V206H132V204L130 205L129 203H127ZM133 202H135V203H133ZM226 202H228V203H226ZM233 202H234V204H233ZM246 202H248V203H246ZM250 202H251V204H250ZM79 203V202H78ZM80 203H79V205H80ZM252 203H253V205H252ZM35 206H34V205ZM126 204H128V205H130V206H128V207H125L126 206ZM236 204H239L241 207H242V204H243V207H244V211H243V209H241V207L239 206V205H237L236 206ZM250 204V205H249ZM259 204H260V206H259ZM31 205H33L34 207H32ZM68 205V206H67ZM119 205H122V206H119ZM123 205H125V206H123ZM234 205V206H233ZM263 207H262V206ZM21 206H22V208H21ZM48 206V207H47ZM70 206V207H69ZM78 206V207H77ZM86 206V207H85ZM119 206V207H118ZM238 206H239V210H238ZM248 207L249 209H247L246 207ZM259 206V207H258ZM16 207H18V208H16ZM20 207V208H19ZM25 207H27L28 208V210H26V208ZM37 209H36V208ZM66 207H68L67 209H65ZM77 207V208H76ZM114 207H116L117 209H120V210H116ZM126 209H125V208ZM133 207H135V208H133ZM231 207V208H230ZM232 207H234V208H232ZM236 207V208H235ZM32 208V209H31ZM80 208V209H79ZM113 208H114V210L115 211H112L113 210ZM133 210H132V209ZM255 208V209H254ZM45 209V210H44ZM78 209V210H77ZM83 209V210H82ZM123 211H122V210ZM131 209V210H130ZM231 209V210H230ZM245 209L246 210H250L249 212H247V211H245ZM257 209V211H254V210H256ZM22 212V213H24V214H20V211ZM37 210V211H36ZM44 210V211H43ZM80 210L82 211V214H81V212H80ZM132 211V212H130V211ZM226 210V211H227ZM235 210H237V211H235ZM241 210V211H240ZM252 210V211H251ZM261 211V214H260V211ZM16 211V212H15ZM19 211V212H18ZM27 213H29V214H27ZM30 211V212H29ZM110 211V213H108ZM112 211V212H111ZM117 211V212H116ZM118 211H119V213H121V216H119V214H117L118 213ZM129 211V212H128ZM133 211H135V212H133ZM242 211H243V214H242ZM35 212H37V213H35ZM114 212H116V213H114ZM236 212H238V213H236ZM255 212H256V214H255ZM258 212V213H257ZM25 213L27 214V216L25 215ZM30 213L32 214V216L30 215ZM114 213V214H113ZM128 213V214H127ZM246 213V214H245ZM249 213V214H248ZM37 214H38V216H37ZM112 216H111V215ZM117 214V215H116ZM125 214V215H124ZM242 214V215H241ZM248 214V215H247ZM14 215V216H13ZM25 215V216H24ZM36 215V216H35ZM116 215V216H119L120 217V219L122 220L121 222H119L118 223V221L120 220L119 219V217H117L118 219V221H116L115 219V217L114 216ZM123 215V216H122ZM10 216V215H9ZM41 216V218H39ZM125 216V217H124ZM130 218H129V217ZM258 216H260V217H258ZM18 217V218H17ZM32 218V219H30V218ZM113 217V218H112ZM34 218V219H33ZM82 218H84V217H82ZM115 218V219H114ZM125 219V222H124V219ZM127 218V219H126ZM134 218H136V220L134 221V222H136V224H139V226L141 227H139L138 225V227L134 224V222H133V220H134ZM251 218H252V220H251ZM259 218V219H258ZM130 219V220H129ZM131 219H132V222H131ZM27 220H28V222H27ZM31 220V221H30ZM113 220H114V223H112L113 222ZM126 220H128L129 222H127ZM22 221V222H21ZM34 221H36L35 223H34ZM256 221H257V223H256ZM23 222H25V223H23ZM38 222H40V223H42V225L41 224H39ZM138 222V223H137ZM28 223V224H27ZM125 223V226L123 225ZM133 223V226L131 225ZM255 223V224H254ZM35 224H36V226H35ZM89 224V223H88ZM116 224H118V225H116ZM127 224H129V225H127ZM261 226H260V225ZM29 225V226H28ZM107 225V224H106ZM121 225V226H120ZM23 226V227H22ZM109 226V225H108ZM123 226V227H122ZM217 226H219V228L217 227ZM256 226V227H255ZM259 226V227H258ZM28 227H30L31 228V230L28 228ZM36 227V228H35ZM106 227V228H105ZM118 227H120L119 229L116 228ZM130 228V230H128V228ZM143 227V228H142ZM223 227L225 228V230L223 231ZM261 227V228H260ZM263 227V228H262ZM23 228V229H22ZM112 228L114 229L115 228V232H116V234L117 235H119V236H117L116 234H115V232L112 230ZM123 230H125V231H123ZM131 228H134L132 231H133V233H134V236H133V233H132V231H131ZM137 228V229H136ZM259 228V229H258ZM26 229V230H25ZM78 230V233H77V230ZM80 229V230H79ZM86 232H84L83 230ZM94 229V230H93ZM228 229V230H227ZM232 229H234V230H232ZM261 229V230H260ZM28 230V231H27ZM98 231H96V233L97 232H99V229H97ZM101 230V229H100ZM111 230H112V232H111ZM121 230H122V232H121ZM135 230V231H134ZM138 230V231H137ZM235 230H236V232H235ZM47 231H51V228H47ZM85 234H88V235H85V236H83L84 235V233ZM117 231H120V232H117ZM142 231V232H141ZM144 231V232H143ZM263 231V232H262ZM27 232V233H26ZM82 232V233H81ZM102 232V233H101ZM104 232V233H103ZM125 232V234H123ZM138 232H141V234L140 233H138ZM231 232H233V234H231ZM76 233V234H75ZM80 233H81V235H80ZM90 233H92L91 235H90ZM106 233V234H105ZM114 233V234H113ZM121 233V234H120ZM126 233H131V238H133L134 240V242L133 243H131L130 241L132 240L131 238H130V236H128V235H130V234H126ZM137 233V234H136ZM236 234V236H239V238H237L236 236H235V234ZM136 234V235H135ZM140 234V236H138ZM228 234V235H227ZM230 234V235H229ZM242 235V236H240V235ZM108 235V237H106V239H105V236H107ZM120 235H121V238H120ZM227 235V236H226ZM73 236H71V238L73 237ZM92 236V237H91ZM104 236V237H103ZM113 236V237H112ZM124 236H125V238H127V239H125L124 238ZM127 236V237H126ZM139 238H138V237ZM230 236V237H229ZM87 237V238H86ZM118 237H119V241H118ZM135 237H137V238H135ZM2 238H3V236H2V234L0 233V240L2 241ZM90 238H91V240L92 239H94V241L92 240H90ZM106 240H104V239ZM107 238H110L109 240L107 239ZM124 238V239H123ZM128 238H130V239H128ZM237 238V239H236ZM244 238V239H243ZM73 239V238H72ZM80 239H81V242H78V240L80 241ZM118 242H116L115 240ZM138 239V240H137ZM142 239V241H141V243H139L140 242V240ZM261 239V240H260ZM84 240V241H83ZM115 241V242H111V241ZM127 242V240H128V242H127V244L125 243V245H123L124 244V242L125 241ZM233 240V241H234ZM238 240V241H237ZM0 241V242H1ZM123 241V242H122ZM247 241V242H246ZM260 241H262V242H260ZM93 242V243H92ZM105 242V243H104ZM235 242V241H234ZM235 242V243H236ZM244 242V243H243ZM253 242V243H252ZM83 243V244H82ZM106 243H107V246H106ZM113 243V244H112ZM115 243H117V245H118V247L120 248H118V247H116L115 245ZM130 243V244H129ZM246 243L248 244V246L246 245ZM77 244H79V245H77ZM88 245V246H90L89 247V249L88 248H83V247H86V245ZM90 244V245H89ZM109 244H111L112 246H110V248H109ZM136 244H138V247L140 246L141 248H138L137 247V245ZM256 244H258V245H256ZM262 246H261V245ZM76 245L78 246V247H80V248H78V247H76ZM96 245V246H95ZM130 245V246H129ZM133 245V246H132ZM136 245V247L134 248V246ZM248 248H250V249H247L245 246ZM74 246H72V247H74ZM83 246V247H82ZM87 246V247H88ZM121 246H122V248H121ZM123 246H125V247H123ZM133 247V249H132V247ZM143 246V247H142ZM251 246V247H250ZM253 246V247H252ZM116 249H115V248ZM128 247V248H127ZM262 247V248H261ZM92 248H94L93 250H91ZM110 249L109 251L110 252H112V253H110L109 251H107L106 252V250L107 249ZM246 248V249H245ZM262 250H261V249ZM81 251V252H78L79 250ZM83 249H85L86 250V252H85V250L83 251V252H85V254L87 253V255H84V254H82L83 252H82V250ZM95 249H97L96 251H95ZM104 249V250H103ZM106 249V250H105ZM119 249V250H118ZM138 250L139 249V251H138V253L140 252V254H137V253H134L133 252V250ZM75 250V251H74ZM114 250H117V251H114ZM143 250V251H142ZM254 250V251H253ZM258 250H260V251H258ZM73 251H74V253L75 254H73ZM99 251V252H98ZM254 252L253 254H251V252ZM89 252H91V253H89ZM98 254H97V253ZM104 252V253H103ZM114 252V253H113ZM118 253V254H115V253ZM132 252V253H131ZM135 252H137V251H135ZM145 252V254L143 255V253ZM257 252H258V255H257ZM259 252H261V253H259ZM78 253H81V254H78ZM101 253H103V256L101 255ZM108 253H109V255H112V257L111 256H109L108 255ZM124 253V252H123ZM129 253H130V255H129ZM147 253H148V255H147ZM167 253V254H166ZM105 254V255H104ZM136 254V255H135ZM169 254V256H168V258H166L167 257V255ZM99 255H101V257L99 256ZM109 257V258H106L107 256ZM135 255V256H134ZM138 255H139V257H138ZM166 255V256H165ZM257 255V256H256ZM87 256H89V258L87 257ZM133 256V257H132ZM142 256V257H141ZM145 256V257H144ZM147 256V257H146ZM83 257H85L84 258V260H82L83 259ZM94 257V258H93ZM97 257H98V259H97ZM105 257V258H104ZM111 257V258H110ZM122 257L124 258V259H122ZM130 257H132V259L130 258ZM166 259H165V258ZM246 257V258H245ZM252 257H253V259H252ZM74 258H76V259H74ZM77 258H80V263H79V259H77ZM82 258V259H81ZM99 258H100V260H99ZM146 258V259H145ZM148 258H150V259H148ZM153 260H152V259ZM170 258V259H169ZM246 260H245V259ZM259 258V259H258ZM261 258V259H260ZM91 259H93V260H95V259H97L96 260V262H94V261H92ZM106 259V260H105ZM119 259H118V261H119ZM122 259V260H121ZM135 259V260H134ZM136 259H140L139 261L138 260H136ZM159 259H160V261L161 260H163V261H159ZM171 259H172V261H171ZM85 260H87V261H85ZM102 260V261H101ZM108 260V261H107ZM127 260V261H126ZM130 260V261H129ZM147 261V263H146V261ZM165 260H166V262H165ZM239 260H240V262H239ZM14 261V262H13ZM77 261H76V263H77ZM157 261V262H156ZM167 261H169V262H167ZM0 264H11V263H13V264H19V262H17L16 260H10L9 259V262H6V263H3L2 262V259L0 260ZM89 262V263H90ZM101 262V263H100ZM106 262H105V264H106ZM156 262V263H155ZM263 262V263H262ZM75 263V262H74ZM87 263H83V264H87ZM88 263V264H89Z\"/></svg>", "mask_w": 264, "mask_h": 264}, {"label": "clouds", "instance_id": "clouds-1", "mask_svg": "<svg viewBox=\"0 0 264 264\" xmlns=\"http://www.w3.org/2000/svg\"><path fill=\"white\" fill-rule=\"evenodd\" d=\"M248 167H250V164L249 163H245L244 165H243V168H248Z\"/></svg>", "mask_w": 264, "mask_h": 264}]
</instances>
